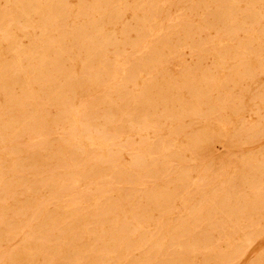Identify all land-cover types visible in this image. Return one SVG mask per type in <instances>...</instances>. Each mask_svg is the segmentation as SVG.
I'll return each instance as SVG.
<instances>
[{"label": "rangeland", "instance_id": "obj_1", "mask_svg": "<svg viewBox=\"0 0 264 264\" xmlns=\"http://www.w3.org/2000/svg\"><path fill=\"white\" fill-rule=\"evenodd\" d=\"M11 1L12 0H0V11H1V13H0L1 14L0 15V23H1L0 24V36H1L0 37V82H1V84H0V87H1L0 88V111H1L0 112V124H1L0 125V142H1V144H0V148H1L0 149V157H1L0 160L2 159V161H3V162L0 161V174H1L0 175V183H1V179H2L3 174H4L5 178L7 179V180L5 179L6 181L14 183V187L11 191L12 193L9 194L10 196L9 195L7 196L8 198L7 197L5 198V200H6L5 203L7 205H9L10 208L14 209L17 206L18 207H21V206L28 207L29 206L30 208L28 207L27 211L25 210V212L19 213L20 216L17 213V217L19 216L18 218L15 216L16 214H14V213H12L13 215L10 213L5 215V218L9 222L15 221L20 226L21 231L16 237H14L13 239H11L9 241L10 242L9 244L4 243L2 245V247L0 248L1 251L3 253L8 254L9 252H11V250L17 249L18 247H20L23 244V237L24 236H28L29 233H32V232H38L37 230L43 228L48 217L53 216L56 219L63 221L65 217L70 216L72 214V210H74V206H75V207L81 209V211H78V213H77V215H79V216H77V218H79L80 220L77 219L72 227L66 228V230L64 231L65 240H67V239L70 240L73 237V235L81 229H85V228H89V227L94 228V226L96 229V230L94 229V231L92 233H90L89 235H87L85 238L82 239L83 243L86 245L85 246L86 251H84L83 254H81V257L84 255V259L82 257V261H85V264L86 263L92 264L91 262L93 260V257L95 256L94 254H93L94 256L92 255V252L89 249H92L93 247L94 248L99 247L102 245V242L106 243L109 241L110 234H111V231L113 229L114 224L125 227L126 232L129 234H131V233L135 234L133 236H128L125 239L129 243L136 244V245L139 244L140 240H141L139 235L141 234L142 231H144L147 233L146 238L152 239L151 243H154V244L158 243L159 246H161V248H160L161 253L157 252V254H156L155 252H149V255L147 253V257H148L147 261L150 262L151 264H153V263L154 264H158V263L169 264V263H167V261H170V264H264V210H263L264 208L260 209V207L258 206L260 199L261 198L263 199V197H264V192H263L264 191V156H263L264 155V101H262V98L259 96V94L264 91V72L259 71V70L257 72L256 71L253 72L252 73L254 75L253 79H251L248 75H245V77L242 79V81L239 83L238 86H236V84L232 80H228L224 83L222 80L223 78H221L222 75H227L226 73L228 72V70L231 69L232 67H234L233 65L236 64V61L233 59L235 58V56L238 53L237 47L240 46L241 44L243 45V47H245L251 51L256 52V53H252L249 55L246 54V59H247L248 64L255 63L257 54L259 56L260 61L264 60V48H263L264 47V31H263L264 30V27H263L264 26V19L262 18L261 20H259L260 19L259 18L257 20L258 25L256 22L255 24H253V27H250L249 29L239 30V32L237 31L238 33H236V35L233 38H229L232 41L226 43L224 46H227V47L225 49L223 48L224 49L223 50L222 47H224V46H222V45L220 46V45H217L214 43L215 40L217 41V38L221 39L223 36H222V30L220 28H218L216 25H213L214 24L213 22H215L214 19L219 16L217 14L219 11V5L221 4L222 1L224 2L226 0H202V1L201 0H187V1L186 0H166V1H168V4H162V5L159 4V9L162 8V10H159L160 13L156 14L155 18L150 17V16H149L150 18L148 17L151 22L149 21L148 18L145 19V17L142 16L143 15L142 11L144 8H146L148 6L147 3L149 2V0H139V1L133 0V2H132V0H115V1L114 0H108V2L105 0H97V1L93 0V2H92V0H84V1L83 0H81V1L80 0L79 1L78 0H64V1H61V0H57V1L56 0H39V1L38 0H16L15 3H14V0L12 2ZM77 1L80 4L83 3V6H82V4H81V6H80V4L78 5ZM103 1H104V3L105 2H107V3L104 4ZM231 1H232V3H231ZM251 1H253V0H229L228 4L232 5L234 7V12H236V13H233V15H231L229 13L225 14V16L228 17L227 19H228V22L230 23V26H235L238 23V21H237L238 19H239V21H241L242 24H244V22H246V24L250 23L251 17H250L248 9L251 8V6L254 4V2L252 3ZM200 2H201V4H200ZM90 3L92 5V8H91V5L89 7ZM12 4L15 5V8ZM53 4H55V5H53ZM57 4L59 5L58 7H57ZM103 4L104 5L108 4V5L103 6ZM135 4L137 5V8H136ZM141 4H142V6H144L143 8H142ZM143 4H145V5H143ZM210 4H211V6H210ZM41 5H42L43 9H42ZM85 5H87V6H85ZM99 5H100V8L95 9L96 7H99ZM249 5H250V7H249ZM254 5L258 9L259 7L263 6L264 4L259 5V4L255 3ZM51 6H52V10H51L52 15H50V14L48 15V13L51 9ZM53 6L56 7V9L53 8ZM114 6H118V7H114ZM122 6L124 7V9ZM204 6L206 7V9ZM213 6H214V8H213ZM75 7H76V9H75ZM86 7H88L89 9ZM113 7L115 9H119V12H118V10L116 11ZM126 7H127V9H126ZM24 8H25V10H24ZM90 8L94 11L90 10ZM101 8H102V11H101ZM103 9H105V10H103ZM138 9L141 11V13L138 11ZM213 9H215V10H213ZM40 10H42V11H40ZM55 10H56V12H55ZM79 10L81 11V13L83 11H85V12H83L81 14ZM7 11H8V14H7ZM12 11H14V12H12ZM17 11H19V15H18ZM24 11H25V13H23ZM53 11H54V13H53ZM107 11H109V13ZM121 11H122V13L124 11L123 16L121 15ZM205 12L207 14L209 13L208 16H206ZM240 12H241V14H240ZM64 13H65V17H63ZM113 13H116V15L114 16ZM75 14H77V15H75ZM215 14L217 15V17ZM238 14H239V16H238ZM25 15H26V17H25ZM55 15H56V17H55ZM66 15H67V18H66ZM105 15H108V16H105ZM8 16H9V18H8ZM19 16H20V18H19ZM17 17H18V19H17ZM101 17H102V19H101ZM107 17H109V18H107ZM138 17L140 18V21H139V19H137ZM56 18H57V20H56ZM62 18L64 20H62ZM93 18H94V20H93ZM96 18H98V19H96ZM105 18H107V19H105ZM142 18L144 21L142 20ZM201 18H203V19H201ZM14 19H16L17 22H15ZM38 19H39V21H38ZM243 19H244V22H243ZM83 20H84V23H83ZM145 20H147L146 21L147 23L145 22ZM69 21H71V22H69ZM88 21H89L90 25H89ZM92 21L96 22V24L93 22V26L91 25ZM97 21H99V22L97 23ZM101 21L103 22V24H100V23H102ZM168 21H169V24H168ZM22 22H25V23L23 24ZM34 22H37V23H34ZM105 22H107V23H105ZM109 22H111V23H109ZM136 22H138V23H136ZM170 22L172 23L171 25H170ZM188 22L190 23L189 25H188ZM46 23H47V26H46ZM50 23H51V25H50ZM63 23H64V26H62ZM77 23H79V24H77ZM113 23L115 24L114 27H113V25H114ZM154 23H155V25H154ZM156 23H157V27H156ZM191 23L193 24L192 27H191ZM74 24H75V27H74ZM82 24H83V26H82ZM142 24H143V26H142ZM173 24L175 27L173 26ZM184 24L187 25L188 27H186ZM206 24L208 26H206ZM23 25H24V27H23ZM25 25H26V27H25ZM49 25H50V27H49ZM58 25L59 26L61 25V26L58 27ZM98 25L100 26L99 31H98ZM159 25H160V28H159ZM181 25L183 26V28ZM209 25H211V27H209ZM71 26H73V28ZM81 26H82L81 33L82 32H83L82 34H84V32L87 33V34H84L85 37L89 34V32H90V35H93V37L94 36L97 37V42H98L97 46H99L100 49L103 51V53L107 57H109V58H107L108 61L107 60H99L97 58H96V61L95 60L93 61L92 58H90V60L88 62H86L87 66L84 68V66H83V64H81V62H83L85 64V57L87 58V54H88L87 48L85 49V47L80 46V45L74 46L73 43L70 41L68 43L67 42L68 39L65 36V35H69L72 31H73L72 33L78 31ZM195 26L198 27V30ZM22 27H23V33H22V29H21ZM39 27L41 30H39ZM64 27H65V29H64ZM68 27L70 28V32H69ZM91 27H92V30H91ZM133 27L135 30L133 29ZM143 27H144L146 33L144 32ZM164 27L166 28L167 31L165 30ZM169 27L175 28V29L171 30ZM200 27H201V31H200ZM47 28H48V30H47ZM89 28H90V30H89ZM123 28H125L126 31L129 30V32L124 34ZM189 28H191V29H189ZM262 28H263V30H262ZM85 29H86V31H85ZM95 29H96V33L98 35L95 33ZM132 29H133V31H132ZM140 29H141V31H143V33H141ZM193 29L195 30V32ZM56 30H58L59 32L55 33ZM64 30H66V32ZM120 30H121V33H123V34L120 33ZM256 30L258 33L256 32ZM67 31H68V34H67ZM126 31H124V32H126ZM149 31H150V33H149ZM175 31H177V33H174ZM186 31H187V33H186ZM260 31H261V33H260ZM63 32L66 34L62 35ZM104 32L107 33L105 35H107L109 37L105 36ZM161 32L164 35V40H163V37L161 36L162 35ZM167 32L169 34H167ZM198 32H199V34H198ZM2 33H4V34H2ZM137 33H139V35ZM159 33L161 34L160 37H159ZM185 33L187 35H190L191 33L193 35L195 33L193 35V37L190 35L193 39L196 35L197 40H199V41L201 40L202 42L205 41L203 43H204L205 47L209 49V50H207L208 53L205 54V52H202L200 46H198L197 48L194 47V52H193V46H189V48H188V46L180 47V45L184 42V40L186 38ZM172 34H175V35H172ZM177 34H179L180 37ZM59 35H61V36H59ZM165 35H166V37H165ZM176 35H177V39H176ZM260 35H261V37H259ZM103 36L107 37L109 39V41L111 40L110 42H112V44L103 42V40H102ZM156 36L158 37V39ZM181 36H184L185 38L182 39ZM7 37H8V39H7ZM96 37H94V38L96 39ZM140 37H141V40H139ZM251 37H252V39H251ZM255 37H257L256 39H257V41H259V44L256 42H253V38L255 39ZM12 38H13V40H12ZM60 38H61V40H60ZM123 38H125V39L123 40ZM137 38H138L139 42L141 41V43H138V44L135 43ZM167 38H168V40H167ZM43 39H45V40H43ZM98 39H99V41H98ZM159 39H160V42H159ZM165 39L167 40V42H165ZM170 39H172V41H171L170 45H168L170 42ZM3 40L5 41V43L3 42ZM176 40H177V42H176ZM237 40H239V42H237ZM10 41H12V42H10ZM16 41L18 42V44H20L19 47H17V48L15 46V45H18ZM30 41H32L31 44H30ZM119 41H121V42L123 41L124 45L123 44L121 45V43L119 44ZM14 42H15V44H14ZM57 42L60 44V46L62 45V47H59ZM61 42H63V43H61ZM65 42H66V44H65ZM133 42L135 44H133ZM153 42H155V44ZM164 42L166 43L167 46L165 45V47L163 49ZM54 43H56V44H54ZM151 43L153 44V46L151 45ZM117 44H118V47H117ZM172 44H174V47H176V50H178V54H177V56L179 55L178 57L175 56L176 54H174L173 52L171 53V50L174 49ZM13 45L15 46V48L13 47ZM43 45H44V47H43ZM69 45H71L70 48L68 47ZM149 45H151V47H149ZM211 45H212V47H211ZM228 45H229V48H228ZM249 45H251V47ZM10 46H12V48ZM36 46H37V51H35ZM46 46H47V48H46ZM57 47H59L61 49H63V47H64V50L67 49V47H68V50H66L67 51L66 57H65V55L62 56L61 54L52 52V50L57 49ZM82 47H83V49H82ZM154 47H155V50H149L150 48L153 49ZM6 48H7V50H6ZM10 48L12 49V53H11ZM227 48H228V50H227ZM234 48H236V49H234ZM33 49H35V50H33ZM159 49L161 50V53L163 51L164 52L161 54L159 52L160 51ZM197 49H198V51L196 52ZM213 49H219V50L221 49L223 52H225V50H226V52H225L226 56L224 57L225 59L222 60L221 63H219L220 66L223 65L222 67H223V73L224 74L219 73L220 68L215 67V65L217 63L216 57L214 58V56L209 54V52L212 51ZM233 49H234V51H233ZM46 50H50V51H46ZM77 50L79 51V53ZM107 50H110V51H107ZM143 50H145V52H142ZM44 51H46V52H44ZM72 51L74 54L72 53ZM83 51H84V53H83ZM157 51H158L160 60H158ZM189 51H192L193 53L192 52L190 53ZM165 52H166V55H165ZM167 52L168 53L170 52L171 54L169 53V55L167 56ZM31 53H32V55H30ZM137 53H139L141 56ZM198 53H199V55H197ZM234 53H235V55H234ZM23 54H24V56H23ZM70 54H72V58H71ZM28 55H29V58H28ZM47 55H49V56H47ZM142 55H144V56L142 57ZM161 55H163V58ZM22 56H23V58H22ZM30 56H31V60H30ZM42 56H43V58H49L50 60L60 59L59 63H60V65L62 64L61 65L62 67L61 66L60 67L63 68L64 71H67L68 75L70 73L71 74L74 73L75 76L78 75V78H79V74H81L80 78H82V80H85V81H83L84 83L86 82V80L88 81V79H89L88 74L91 71H93L95 69L99 70L101 67H105V69L107 71L105 73H103L101 75V77L99 78L100 86H99V84L98 85H87L86 86L87 88L85 89L86 92H85V90H80V92H82V93L79 92L80 88H77V87L75 88L73 95H70V97L74 98L76 101L78 100L77 101L78 104L87 103L88 101H91L92 98H94V97H95V99H98V98L103 99V96L104 97H107L108 95L110 96L111 91L109 92V89L111 87L121 88L123 86L126 87L125 92L128 91V92H126V95L127 96L129 95L128 96L129 98H131V99H133V97L135 99L140 98L138 100L142 101L144 95L141 96L143 94V92L138 88L142 87L143 85H146L144 87H147V83L148 84L152 83L153 86L151 84L147 88V90H146L147 93H146L145 97H147V95H148L149 97H147V98L156 99V100H158L159 97H165V96L170 97L171 98L170 99L171 105H169L170 106L169 108L170 109L172 108L171 113L173 115H175L176 117H174V119H173V117H172V119L170 118L171 120L170 119L167 120V118H165V117H164V119H162L163 114L167 113V111L168 112H170V111L164 109L166 111V112H164L163 107L159 106V105H157V108H155L156 106L149 108L147 106V104H145L144 106H142V105L137 106L135 104L136 107H134V105H132L134 103L131 102L132 103L131 107L129 104L126 105V107L127 106L129 107L127 109L124 106V104L122 105L123 107L120 105V107L115 106V109L114 108L108 109L107 105H104L103 103H99L100 106L97 105L98 107L97 106L95 107V109L97 111L94 110L93 118L89 119V121H91L90 122L91 125L89 124L88 129L92 130L94 128L93 125L95 123V125H98V126H95V129H93V130H100V129L102 130V128H103L102 126H104V128H106L105 122H103V121H105V119L108 120V119H113V118L115 119L116 117L117 118L119 117V119H117V118L115 119V121H116L115 128H116V131L118 134L116 133L114 140L110 143V149L114 152V153L112 152L114 155H116V154L118 155L119 161L121 162L122 165H121V167L114 166L115 167L114 169L113 168L111 169V167H113V166H112V164L110 165L108 163L102 164L101 168L93 167V166H95L94 165L95 161L93 159L92 160L88 159L84 163L82 160H84V158H86V157H84V155L88 151V147L86 146L85 141L79 142L80 140H76L75 138L70 137L71 135H68L67 131H69L71 127L67 125V122L65 123V122L61 121V123H60V121H59L57 123V125H52V129H51L52 131L48 135V136H50L49 142L51 141V143L49 144V147L51 144H52L51 146L53 147V148H49V147L48 148L51 149L52 151L55 150V151L60 152L59 156L54 155V157H53V155H52L53 158L50 156L51 160H50V157H48V160H50V162L48 161L49 162L48 168H51L54 177L55 178L62 177L63 176L62 172H64L67 169V166L69 167L68 164L70 163V160L74 159V157H75L76 162L79 161V162H81L80 164L85 165L83 167L84 170L95 171L97 168L95 174H97V172H98V174L99 173L100 174L99 175L97 174V176L95 174H92V176H91V174H90L89 177L87 176L88 177V178H86L87 180H85V176H81V174L79 173L80 167L75 164L78 168H76L73 173H77V174L79 173V174L78 175L76 174L73 176L74 179H76L78 177L77 182L73 188H68L64 192L61 191L62 193H60L56 187H53L51 189L42 188L39 191H37L36 194H34L31 190V184L35 178V175L33 174V172L30 171L29 169H25L22 172L11 171L10 167L12 165V161L9 159V157L7 158V156H5V154L13 153V151H14L13 154L16 153L15 157L17 155L18 160L23 161L24 163L29 162L28 157L34 158V155L37 159H39L41 157V160L44 157L43 153L45 151H43V153H42V149L40 146H36V145L31 146L32 141L29 140L30 141L29 142L27 136H24L22 139L20 138L21 139L20 141H19V139L14 140L15 138L12 135L11 128L7 127V125L10 122L14 121V119H16V116H18L20 114L19 113L20 111L16 110L15 104H16V97L20 93L19 88L23 89V88L27 87V86H25V82H26L27 77L24 74V72H28V70H30V67L31 66L33 67L37 63V61H38L37 59L42 58ZM74 56H75V58H74ZM118 56L120 57L119 59L122 62L121 65H119L117 63ZM166 56H167L168 60H167ZM62 57L63 58L65 57V58L62 59ZM82 57H83V59H82ZM114 57H115V59H114ZM141 57H142V59H141ZM150 57H152L153 62H151V60L149 59ZM155 58H157V59H155ZM199 58H201V59H199ZM66 59L67 60L69 59V60L67 61ZM154 59L156 62H154ZM61 60H62V62H61ZM80 60H83V61H80ZM164 60H166V62ZM70 61H71V63H70ZM234 61H235V63H234ZM89 62H92V65ZM99 62H101V65ZM143 62L144 63L148 62V64H149L148 68L147 67L142 68L141 65L144 64ZM10 63H11V65H10ZM27 63H28V65H27ZM151 63H152V65H150ZM3 64H4L5 68H4ZM25 64H26V66H25ZM69 64L71 67L69 66ZM134 64H135L136 68H135ZM19 65L21 66L23 72L20 73L19 76H17L18 74H15L14 70H15V67H17ZM105 65H107V66H105ZM7 66H8V68H7ZM133 66H134V68H133ZM139 66H140V68H139ZM197 66H198V68H196ZM79 67H81L82 69H79ZM126 67H128V69H130V68L133 69L134 72L137 73V75H139V73L142 70H143L144 74L143 75L140 74L138 77L133 78L136 76V74H134V72H133L132 73L133 77L130 80L131 82L129 84L125 81V77H124L126 72H124L123 70H124V68L127 69ZM163 67L165 70L163 69ZM248 67H249V65H248ZM23 68H24V70H23ZM83 68H84V70H83ZM107 68H109V69H107ZM137 68L140 69L141 71L140 70L138 71ZM167 68H168V70H167ZM171 68H172V70L174 69V71H169V70H171ZM194 68H195V71L192 70ZM188 69L194 71L195 73L192 71L189 72ZM4 70H6V71H4ZM118 70H120V72ZM183 70H185V72ZM186 70H187V72H186ZM200 70L202 71V73L200 72ZM84 71H86V72H84ZM166 71L171 75L167 74ZM178 71H179V73H178ZM47 72L50 73V71H47ZM87 72H89V73H87ZM204 72H205V74H203ZM85 73H87V74H85ZM108 73H110V74H108ZM184 73H187V76ZM190 73L195 74V75L193 74V76H194L193 78H192V74H190ZM248 73H250L249 70L247 71V74ZM74 74H73V76H74ZM189 74H190V78H192L190 82L195 83L194 79L196 81V84L194 86L189 85V87L192 89H190L188 87V83H187V79L189 78L188 77ZM201 74H203V75H201ZM4 75H6V76H4ZM14 75H15V77H14ZM146 75H148V76H146ZM172 75H173V79L171 77ZM175 75H176V80H174ZM122 76L124 79H122ZM163 76L167 80V82L163 81V80H165L163 78ZM169 76H170V78H169ZM199 76H200V80L197 79V77H199ZM202 76L204 77V80H205L204 82H203V79L201 81ZM184 77H185L186 81H183ZM177 78H178L179 85H177L178 84ZM5 79L7 82L5 81ZM151 79H153V81ZM18 80L19 81L21 80V81L19 82ZM104 80L107 82L104 83ZM173 80H174V83L176 82V84H175L176 86L174 85ZM3 81H4V83H3ZM58 81L61 82V80H58ZM111 81H112V83H111ZM133 81H134V83H133ZM212 81H213L214 85L212 84ZM60 82H58L57 84L59 85ZM102 82H103V84H101ZM228 82H229V84H228ZM123 83H124V85H123ZM160 83L162 84V86ZM165 83L166 84L169 83L168 87H166L167 85H165ZM205 83H206V85H205ZM226 83H227V86L224 87L225 86L224 84H226ZM105 84H107V85H105ZM119 84H122V86ZM185 84H186V86H185ZM221 84H222V86H219ZM154 85H156V86H154ZM158 85H159V87H158ZM204 85L206 86V89L208 91L207 100H205V99L203 100L199 96L193 95V93L195 92V89H197L198 87L202 89L205 87ZM96 86H98V87H96ZM209 86H211V88H209ZM253 86H254V88H253ZM30 87H33V90L35 91V93L37 95H40V91H39V89L37 90L38 87L36 84H33V85L31 84ZM94 87H95V90H93ZM125 87H123V88H125ZM160 87H161V89H160ZM166 88H168V90ZM199 88L197 89V91H199ZM101 89H102V91H101ZM171 89H172V91H171ZM177 89L179 92L177 91ZM156 90L159 93L161 90L163 91V93L161 92V95H159V93H158L159 97H157V98H156V96H157ZM164 90H166V91L164 92ZM191 90H193V91H191ZM149 91H151V95H150ZM153 91L155 93H153ZM105 92H108V95ZM166 92L168 93V95ZM171 92H172V95H171ZM190 92H192V94ZM209 92H210V95H209ZM3 93H4V95H3ZM6 93H7V95H6ZM8 93H9V95H8ZM10 93H12V95H10ZM15 93H16V95H15ZM138 93H139V95H138ZM187 93H190V95H188ZM224 93H225V95H224ZM228 93H230V96H228ZM254 93H255V95H254ZM83 95H84V98H83ZM100 95H101V97H99ZM130 95H131V97H130ZM177 95L179 96V102H178V99H176ZM2 96H3V98H2ZM14 96H15V98L13 99ZM196 97H198V99ZM222 97L224 100L222 99ZM111 98H115V94H112ZM229 98H230V100H229ZM232 98L234 101L233 100L231 101ZM8 99H9V102H8ZM95 99H93V100H95ZM201 99H202V101H200ZM226 99L228 100L227 102H226ZM10 100H12L13 104L10 102ZM195 100H197V101H195ZM205 101L207 103H204ZM194 102H196V103H194ZM231 102H232V104H231ZM198 103L199 104L203 103L204 106L200 104L201 107H199ZM6 104H8V106H6ZM213 104H215V106ZM179 105H180V107H179ZM211 105L214 106V108L211 109L210 108ZM228 105H229V107H228ZM141 106H142V108H140ZM187 106L194 108V109L192 108V112L190 111V113H189V109ZM194 106L197 107V109H195ZM208 106L211 109L210 112L207 111L209 109ZM10 107H11V109H9ZM137 107H139V108H137ZM175 107H176V109H175ZM136 108L138 109V111L136 110ZM153 108L155 111L153 110V112H151ZM173 108H174V110H173ZM198 108H200V109H198ZM217 108H218V112L216 111ZM4 109H5V111H4ZM6 109H7V111H6ZM41 109L42 108L36 110V113L37 114H43V112H44L45 114L51 115V116L54 112H55L54 115H58V113H59V111L54 107L52 109H51V107L43 108L42 110ZM107 109H108V112H107ZM140 109L141 110L144 109V110H142V113L138 114L139 111L141 112ZM146 109L149 110L148 113H147ZM180 109H182V110L186 109V111L185 110L182 111ZM46 110H49V113ZM177 110H180L179 111L180 113H178ZM195 110H196V112H195ZM27 111L31 112L32 110L30 108H27ZM38 111L40 113H38ZM56 111H58V112H56ZM120 111H121V115L119 114ZM135 111H137V112H135ZM144 111H146V112H144ZM175 111H176V113H175ZM234 111H236V112H234ZM10 112H11V114H10ZM17 112L19 113L18 115H17ZM132 112H133V114L135 112L134 118H133ZM149 112H151L154 115L153 116L150 115ZM206 112L208 113V116H207ZM112 113H113V116L114 115H117V116L112 118ZM129 113L132 115L131 116L132 118L129 117V119L133 120V122L130 120V123H129V120H127L128 119L127 115L130 116ZM146 113H147V115H146ZM160 113L162 114V117H160L161 116ZM194 113H195V115H194ZM136 114H138L139 117ZM140 114L147 116L148 120L151 117L150 121H153L154 125H151L150 128H149V126H147V127H144L142 129L141 124H142L143 119H145V118H142V116L140 117ZM156 114L158 115L159 120L156 118ZM159 114H160V116H159ZM188 114H190V115H188ZM212 114H214V115H212ZM98 115H99L98 119H95V117ZM108 115H109V118H107ZM184 115H186V116H184ZM217 115H219L218 119L216 118ZM101 117H102V119H101ZM122 117H123V121L125 120L124 124H120V123H122ZM178 117H180V119ZM135 118H137L136 119L137 121L135 120ZM140 118L142 119V121ZM223 118H224V120H223ZM157 120H158V122H157ZM225 120H226V122H225ZM101 121H102V123H100ZM139 121L141 122V124ZM219 122L221 124L225 123V128L223 130L220 128ZM179 124H181V125L179 126ZM62 125H63V127H62ZM123 125H124V128H123ZM127 125H129V127H127ZM139 125H140V127H139ZM152 126H155V127H153L155 129V133H154V129L152 128ZM245 126L247 127V129H245ZM158 127H160V128H158ZM137 128L138 129L141 128V130L139 131ZM179 128H181V130ZM4 129H5V131H4ZM53 129H55V130H53ZM59 129L60 130L62 129V131H60ZM122 129L124 130L125 133L123 132ZM175 129H176V132L178 131V133L175 132ZM167 130L169 132H173V133L169 134ZM170 130H172V131H170ZM221 130H222V132H221ZM260 130H261V132H260ZM158 131H159V133H158ZM179 131H180V133H179ZM239 131H241L240 132L241 134H238ZM203 132L204 133L206 132L207 134L205 133V135H204ZM220 132H221V134H223L224 137L221 136ZM62 133L64 135H61ZM121 133H122V135H121ZM65 134H66V136H65ZM119 135L121 136L120 139L118 138ZM171 135H172V137H171ZM212 135H213V137H212L213 142L210 139ZM214 135L216 136L217 139H214L215 138ZM68 136H69V138H67ZM204 136L207 137V138L205 137L207 141L205 140ZM219 136H221V137H219ZM232 136L234 138H232L230 140V137H232ZM256 136L258 138H256ZM54 137H55V139H54ZM2 138L5 139L4 142L2 141ZM26 138H27V141H26ZM52 139H53V143H52ZM56 139L59 140V142L58 141L56 142ZM155 139H158V140L155 141ZM219 139H220V141H219ZM144 140L146 141V143ZM166 140H167V142H166ZM186 140L188 142H186ZM12 141H13V143H12ZM64 141H66V142H64ZM129 141H130V143L127 144ZM154 141H155V143H154ZM157 141H159V142H157ZM189 141H191V144ZM193 141H194V144H193ZM205 141L207 143H205ZM227 141H228L229 145L227 144ZM17 142H19V144L20 143L21 144L19 145V144H17ZM165 142H166V144H165ZM203 142L205 144H202ZM218 142H220L221 145ZM26 143H28L30 145H28V147H27L25 145ZM56 143H57V145H56ZM64 143H66V144L64 145ZM170 143H172V144H170ZM208 143H209V145L210 144L213 145L214 149H213L212 153H210V154L206 153V155H205V153H202V151H200L199 149H201L202 146L208 145ZM12 144H13V146H18V148L13 147ZM168 144H170V145H168ZM215 144H216V146H218L217 148H216ZM223 144H224V146H223ZM225 144H227V145H225ZM131 145H132V148H131ZM140 145H142V146L140 147ZM153 145L154 146L157 145L156 148L158 150H155ZM161 145H163V146L161 147ZM184 145H185V147H182ZM198 145L200 147L199 149H198ZM10 146H12L13 148ZM30 146H31L32 150H30L31 148L28 149ZM65 146L67 149L73 148L75 146L78 148L80 147V150L82 148L83 152L80 153L81 155L79 156V158L77 156H74V157L70 156L69 157L68 156L69 150H67L65 148ZM193 146H195V147H193ZM5 147H7V148H5ZM25 147H27L28 151L31 154L28 151L26 152L27 149H25ZM38 147H39V149H38ZM152 147H153V149H152ZM166 147H168V148H166ZM181 147H182V149H181ZM54 148H56V149H54ZM120 148H121V150H120ZM6 149L8 151H6ZM175 149H177V150H175ZM154 150L156 152H154ZM116 151H118V152L116 153ZM179 151H180V153H179ZM2 152H3V154H1ZM262 152H263V155H262ZM154 153H155V155H154ZM27 154H28V156H27ZM29 154H30V156H29ZM19 155H21V157ZM36 155L40 156V157H37ZM138 155H139V157H137ZM175 155L178 157H176ZM60 156L61 157L64 156V157L60 158ZM58 157H59V161L57 159ZM67 157H69V160H67L68 159ZM154 157H155V162H154ZM20 158H21V160H20ZM60 159L64 163H66V164H64L65 165L64 167H66V168H64L65 170L62 167L63 162ZM136 159H138V160L140 159L139 165H134L135 164L134 161H136ZM143 159H144V161H143ZM151 159H153V161ZM253 159H255V160H253ZM130 161H131V164H130ZM141 161H142V163H141ZM148 161H149V164H148ZM10 162H11V164H10ZM60 162L62 164H60ZM158 162H159V164L157 165ZM160 162L162 163V166H161ZM249 162H251V164ZM5 163H7V164H5ZM55 164H60V165L58 166ZM105 164H107V165H105ZM129 164H130V167H128ZM146 164H147V166H145ZM149 165L151 167H149ZM239 165H240L241 171L240 170L237 171ZM56 166L60 167V169H58V167L56 168ZM133 166H135V167H133ZM137 166H140V168H138L139 170L137 169ZM248 166L250 168H248ZM1 168L5 169V173L1 172ZM92 168H94V170ZM8 169H9V171H8ZM100 169H102V170H100ZM150 169H152V171ZM154 169L156 170V172L154 171ZM159 169H162V171ZM257 169H258V173H257ZM76 170H77V172H76ZM123 170L127 171V172L123 173ZM158 170H159V174H158ZM6 171L10 172V173H6ZM130 171H132V172L130 173ZM160 171H161V173H160ZM255 171H256V173H255ZM116 172H117L116 175L112 174V173H116ZM246 172H247V175H246ZM249 172H251V174ZM128 173H129V175H128ZM134 173L136 174V176ZM143 173L145 174V176ZM238 173H242V174L240 175ZM149 174H151V175H149ZM153 174H154V177H153ZM252 174H253V176H252ZM20 175H21V178H20ZM112 175L115 178H113ZM125 175H127V176L125 177ZM132 175H134V176H132ZM141 175L144 176V179H142L143 177H141ZM165 175H167V176H165ZM4 176H3V178H4ZM164 176H165V178H164ZM117 177H118V179H117ZM120 177H121L122 181L120 180ZM150 177H151V181H150ZM183 177H185V178H183ZM129 178H130V180H128ZM157 178H159V179H157ZM173 178L174 179L176 178V179L174 180ZM230 178L233 179L232 183H231ZM255 178H256V184L254 185L253 183L255 181ZM91 179H93V180H91ZM133 179H135V180H133ZM167 179L170 181V183H168L169 181ZM181 179H182V181H181ZM116 180H117V182H116ZM146 180L148 182H146ZM112 181H113V183H112ZM128 181H131L133 184L129 183ZM144 181L146 184L143 183ZM178 181L180 183H178ZM239 181H240V183H239ZM104 182H105V185H104ZM139 182H141V183H139ZM229 182H230V185L233 184L232 185L233 188H235V190H237L236 191L237 197L232 196V195L229 196L227 194ZM21 183H22L23 187L21 186ZM114 183L117 185H115ZM258 184L259 185L261 184L260 186L262 188L259 189L260 192H257V191L255 192V190L260 188ZM225 185H226V187H225ZM175 186H177V187H175ZM25 187H26V189H25ZM27 187L29 189V192H28ZM127 187H129L128 190L125 189ZM173 187H175L176 190H175V188L173 189ZM182 187H183L184 193L182 191ZM251 187L253 189H251ZM19 188H22V189H19ZM130 188H132V189H130ZM15 189H16V191H15ZM47 189H48V191H47ZM69 189H71V191L68 193ZM109 189H110V191H109ZM49 190H51V191H49ZM102 190H105V191H102ZM125 190H126V193H125ZM162 190L165 191V193H162L163 192ZM179 190H181V192H179ZM217 190H218V192H217ZM107 191H109V192H107ZM144 191L147 193H144ZM220 191L227 194L228 197L225 196L226 200H223V198L221 196L223 193H221ZM104 192L107 193V195L109 196V199L108 200H107V198L104 199V197H101L100 200L97 199L100 196V194H102ZM215 192H216V194H215ZM249 192H250V194H249ZM57 193L59 195H57ZM82 193H86V194H83V196H81ZM87 193L92 198L90 196H88L87 197L88 199L85 198L83 202H81L80 204H77V199H79L80 196L82 198L87 196ZM260 193L262 194L261 198L258 197L260 195ZM144 194L146 197L144 196ZM155 194L156 195L157 194L158 195L159 194H161V195H163V194L173 195L174 194L175 197L177 195L176 199L175 200L173 199L174 201L169 200L170 203L172 201V203H175V204H170L168 202L165 203V204H168V206H169L170 210H168V211L171 212L170 214H166L167 211L165 212V208H163L162 205L160 206L159 204H156V206H155V203L150 202L149 197L153 196ZM180 194H181V196H179ZM218 194H220V197ZM238 196H239V199H238ZM23 197H24V199H23ZM72 197L74 198V201H75V197H76V201H75V203H73V205L70 201V200L73 201ZM230 197L232 199H230ZM145 198L146 199L148 198L147 201L145 200ZM218 198H220V200ZM249 198H250V201H249ZM111 199H113V200L111 201ZM201 199H202V201L204 199L203 203H202ZM208 199H209V201H208ZM214 200H217V201L214 202ZM229 200H230V202H229ZM114 201H116V202H114ZM144 201H145V203H144ZM199 201L201 203L198 204ZM237 201H238V204H237ZM247 201L250 204L247 203ZM39 202L42 203V206H41V203L39 205ZM231 202H232V204H231ZM235 202H236V204H235ZM98 203H100V205ZM118 203H119V205H118ZM121 203H122V205H121ZM206 203L209 205V208H208ZM133 204L135 205V207L133 206ZM197 204H198V206H197ZM38 205H39V207H38ZM87 205L89 207H87ZM104 205H107V206H105L107 208H105ZM170 205L172 206L173 209L170 207ZM255 205H256V207H255ZM117 206H118V210H116ZM151 206H152V208H151ZM111 207H114V208L111 209ZM204 207L206 208V211H205ZM241 207H242V209H241ZM83 208L85 209V211ZM122 208H123V211H122ZM134 208H135V210H134ZM192 208H193V210H192ZM232 208H233V210H232ZM254 208H255V210H254ZM131 209H132V211H131ZM207 209H209V210H207ZM38 210H39V213H38ZM105 210H107V211L109 210L108 212H106V213H108V215L103 216L102 213H104ZM88 211L89 212L95 211L96 215H94L93 217H89V216L87 217ZM190 211L196 212L195 215L200 216V218L194 219L195 215L193 216L192 214H190ZM197 211H198V213H197ZM32 212L37 219L34 216H31ZM99 212L102 214V216L99 215L100 214ZM110 212H112V213H110ZM199 212H201L202 214ZM206 212L208 215H206ZM233 212H234V215L232 214ZM162 213H163V216H162ZM75 214H76V212H75ZM62 215H63V217H62ZM135 215H137V216H135ZM190 215L192 217H190ZM247 215L251 216V219L249 218V216L245 217ZM160 216H162V218H160ZM197 216H195V217H197ZM213 216L216 218L214 219ZM235 216L238 217V220L240 218V220L236 221ZM134 217L138 220H136ZM189 217H190V219H189ZM207 217H208V219H207ZM159 218H160V220H159ZM242 218H245V219L243 220ZM94 219L97 222H95ZM182 219H183V221H182ZM248 219H250V220L248 221ZM114 220H115V222H114ZM186 220H188V222ZM199 220H201L200 223L198 222ZM91 221H94V222H91ZM109 221H111V222H109ZM179 221H180V223H182V228L184 227V224L185 225L187 224L186 227L183 228V229H185L187 234L184 232L185 235H177L176 236V235H173V230H174L173 228L177 222L179 223ZM196 221H197V223H196ZM213 221H214V223H213ZM23 222H24V224H23ZM90 222H91V224L89 225ZM126 222H127V224H126ZM163 222H164V224H163ZM142 223H144V224H142ZM189 223H191V224H189ZM206 223H208V225ZM249 223H250V225H249ZM129 224H132V225H129ZM88 225H89V227H88ZM108 225H110V226H108ZM254 225H255V227H254ZM216 226H218L220 229ZM110 227H112V228L110 229ZM138 227H139V229H138ZM190 227L192 228V230L190 229ZM195 227H197V228L195 229V232H194ZM235 227L237 230L235 229ZM132 228H134V229H132ZM169 228H170V230H169ZM104 229L108 230V232L105 231ZM216 229L218 230V232H216L217 231ZM134 230H135V232L133 233ZM200 230H204V231H200ZM219 230L221 231V233L219 232ZM99 231H100L101 236L99 234ZM235 231H236V233H235ZM156 232H157V234H156ZM161 232H163V233L161 234ZM170 232H171V234H170ZM188 233L190 235L193 234V236L192 235L190 236ZM222 234H223V236H222ZM103 235H104L105 239L103 238ZM168 235H170V237H167ZM199 235H200V237H199ZM180 236H182L184 239L180 238ZM169 238H171V239H169ZM177 239H178V242L176 241ZM84 240H85V242H84ZM97 240H98V242H97ZM191 240H192V243H191ZM146 241H147V239L143 240V243H146ZM166 241H168V242H166ZM170 241L175 242V244L174 243L171 244V248L169 247ZM186 241H187V243H185ZM183 242L185 245L183 244ZM168 243H169L168 247L171 249V252H170V249L167 247ZM181 243H182V245H181ZM188 243H190V244H188ZM173 245H175V246H173ZM186 245L189 247H187ZM190 245L192 246V248ZM176 246H178V247H176ZM87 247H88V249H87ZM165 248H168V249H165ZM196 248H198L200 251L199 250L196 251ZM173 249H175L176 251ZM187 249L190 251H188ZM156 250H158V249H156ZM156 250H153V251H156ZM172 251H174V252H172ZM179 251H181V252L178 253ZM67 252H68V254H67ZM140 252L141 251L136 250V249H134L133 251H132V249H127L126 243H122V245L120 247L116 248V250L112 256H113V258H115V262H116L115 264H123V263L125 264V262L135 263L139 259H141L142 253H140ZM182 252H185L183 254V256L181 254ZM71 253L73 254L72 251H66V250L64 251L63 250L59 255H62L65 257H68V256L70 257V256H72ZM127 253H128V256H127ZM165 253H167V254H165ZM144 254H146V253H144ZM155 254H156V256H155L156 258L153 257ZM178 254H180V255L178 256ZM66 255H68V256H66ZM99 255H100V253L98 254V256ZM174 255H176V256H174ZM104 256L105 255L102 254L100 256L101 259H104L105 258ZM158 256L159 257L161 256V257L159 258ZM42 257H43V255L35 256L33 258L28 259L27 261L29 264H36V263L37 264H43ZM86 257L89 259V263H88V260ZM170 257H171V259H170ZM182 258H184V259H182ZM117 259H118V261H116ZM119 259H121V260L119 261ZM122 259H124V260H122ZM168 259H170V260H168ZM0 264H6V262L4 260H1ZM69 264H71V263H69Z\"/></svg>", "mask_w": 264, "mask_h": 264}, {"label": "bare ground", "instance_id": "obj_2", "mask_svg": "<svg viewBox=\"0 0 264 264\" xmlns=\"http://www.w3.org/2000/svg\"><path fill=\"white\" fill-rule=\"evenodd\" d=\"M13 1V0H12ZM11 1V2H12ZM15 1L16 0H14V3H15ZM39 1V0H38ZM57 1V0H56ZM61 1H64V0H61ZM79 1V0H78ZM77 1V4L79 5L80 3ZM81 1V0H80ZM84 1V0H83ZM97 1V0H96ZM105 1H107L108 2V0H105ZM115 1V0H114ZM139 1V0H138ZM187 1V0H186ZM185 1V2H186ZM202 1V0H201ZM227 1V2H226ZM226 1H222L221 2V4L219 5V11H218V17H217V15H216V17L217 18H215L214 19V21L215 22H213L214 24L213 25H216L218 28H220L221 30H222V38L221 39H218L217 38V41L215 40L214 41V43L215 44H217V45H222V46H224L226 43H228V42H231L232 40H230L229 38H233L235 35H236V33H238L239 32V30H244V29H249L250 27H253V24H255L256 22H257V20L259 19V20H261L262 18L264 19V5L263 6H261V7H259L258 9H257V7L254 5L255 3L256 4H264V0H253V1H251L252 3L254 2V4L251 6V8H249L248 10H249V14H250V17H251V20H250V23L249 24H246V22H244V19H243V22H244V24H242L241 23V21H239V19L237 20L238 21V23L235 25V26H230V23L228 22V17H226L225 16V14L226 13H229V14H231V15H233V13H236V12H234V7L232 6V5H230V4H228L229 3V0H226ZM50 2V1H49ZM92 2H93V0H92ZM91 2V3H92ZM102 2V1H101ZM107 2H105V3H107ZM124 2V1H123ZM132 2H133V0H132ZM8 3V2H7ZM6 3V4H7ZM27 3V2H26ZM43 3V2H42ZM51 3V2H50ZM57 3V2H56ZM85 3V2H84ZM91 3L89 4V7H90V5H91ZM97 3V2H96ZM103 3H104V1H103ZM104 3V4H105ZM137 3V2H136ZM231 3H232V1H231ZM244 3V2H243ZM46 4V3H45ZM82 4V6H83V3H81ZM81 4H80V6H81ZM102 4V3H101ZM103 4V6H107V5H104ZM134 4V3H133ZM138 4V3H137ZM148 4V6L146 7V8H144L143 9V15L142 16H144L145 17V19H147L149 16L150 17H153V18H155L156 17V14H159L160 12H159V10H162V8L161 9H159V4H168V1H166V0H149V2L147 3ZM198 4V3H197ZM200 4H201V2H200ZM204 4V3H203ZM209 4V3H208ZM13 5V4H12ZM50 5V4H49ZM53 5H55V4H53ZM118 5V4H117ZM143 5H145V4H143ZM160 5V6H161ZM230 5V6H229ZM14 6V8H15V5H13ZM20 6V5H19ZM59 5L57 4V7H58ZM85 6H87V5H85ZM128 6V5H127ZM135 6H136V8H137V5L135 4ZM141 6H142V4H141ZM210 6H211V4H210ZM238 6V5H237ZM258 6V5H257ZM21 7V6H20ZM41 7H42V5H41ZM65 7V6H64ZM79 7V6H78ZM114 7H118V6H114ZM113 7V8H114ZM123 7V6H122ZM134 7V6H133ZM144 6H142V8H143ZM205 7V6H204ZM229 7V8H228ZM249 7H250V5H249ZM45 8V7H44ZM53 8H55L56 9V7H54L53 6ZM85 8V7H84ZM86 8H88V7H86ZM91 8H92V5H91ZM90 8V10H92ZM100 8V5H99V7H96L95 9H99ZM135 8V7H134ZM141 8V9H142ZM197 8V7H196ZM208 8V7H207ZM213 8H214V6H213ZM42 9H43V7H42ZM68 9V8H67ZM75 9H76V7H75ZM89 9V8H88ZM115 9V8H114ZM113 9V10H114ZM123 9H124V7H123ZM126 9H127V7H126ZM131 9V8H130ZM194 9V8H193ZM198 9V8H197ZM205 9H206V7H205ZM13 10V9H12ZM15 10V9H14ZM17 10V9H16ZM24 10H25V8H24ZM52 6H51V9H50V11H49V13H48V15L50 14V15H52ZM103 10H105V9H103ZM116 11L118 10V12H119V9H115ZM213 10H215V9H213ZM258 10V11H257ZM40 11H42V10H40ZM80 11V10H79ZM92 11H94V10H92ZM101 11H102V8H101ZM125 11V10H124ZM124 11H123V13H124ZM132 11V10H131ZM138 11L141 13V11L138 9ZM236 11V10H235ZM239 11V10H238ZM12 12H14V11H12ZM55 12H56V10H55ZM60 12V11H59ZM58 12V13H59ZM67 12V11H66ZM83 12H85V11H83ZM82 12V13H83ZM108 13H109V11H107ZM127 12V11H126ZM210 12V11H209ZM251 12V13H250ZM0 13H1V11H0ZM6 13V12H5ZM17 13H18V15H19V11H17ZM23 13H25V11L23 12ZM22 13V14H23ZM53 13H54V11H53ZM80 13H81V11H80ZM79 13V14H80ZM81 13V14H82ZM117 13V12H116ZM116 13H113L114 14V16L116 15ZM123 13H122V11H121V15L123 16ZM135 13V12H134ZM7 14H8V11H7ZM33 14V13H32ZM44 14V13H43ZM112 14V15H113ZM118 14V13H117ZM198 14V13H197ZM205 14H206V16H208V14L205 12ZM240 14H241V12H240ZM1 15V14H0ZM6 15V14H5ZM17 15V16H18ZM75 15H77V14H75ZM84 15V14H83ZM109 15V14H108ZM108 15H105V16H108ZM135 15V14H134ZM246 15V14H245ZM81 16V15H80ZM86 16V15H85ZM119 16V15H118ZM133 16V15H132ZM131 16V17H132ZM205 16V17H206ZM214 16V15H213ZM238 16H239V14H238ZM249 16V15H248ZM22 17V16H21ZM24 17V16H23ZM25 17H26V15H25ZM40 17V16H39ZM55 17H56V15H55ZM61 17V16H60ZM63 17H65V13L63 14ZM78 17V16H77ZM88 17V16H87ZM98 17V16H97ZM121 17V16H120ZM136 17V16H135ZM149 17V18H150ZM204 17V16H203ZM231 17V16H230ZM234 17V16H233ZM245 17V16H244ZM8 18H9V16H8ZM15 18V17H14ZM19 18H20V16H19ZM42 18V17H41ZM66 18H67V15H66ZM99 18V17H98ZM98 18H96V19H98ZM107 18H109V17H107ZM107 18H105V19H107ZM114 18V17H113ZM116 18V17H115ZM134 18V17H133ZM132 18V19H133ZM148 18V19H149ZM11 19V18H10ZM17 19H18V17H17ZM59 19V18H58ZM91 19V18H90ZM89 19V20H90ZM101 19H102V17H101ZM136 19V18H135ZM137 19H139V21H140V18L138 17ZM136 19V20H137ZM152 19V18H151ZM201 19H203V18H201ZM248 19V18H247ZM43 20V19H42ZM46 20V19H45ZM54 20V19H53ZM56 20H57V18H56ZM62 20H64L63 18H62ZM76 20V19H75ZM88 20V19H87ZM93 20H94V18H93ZM100 20V19H99ZM117 20V19H116ZM142 20H143V18H142ZM206 20V19H205ZM235 20V19H234ZM9 21V20H8ZM7 21V22H8ZM14 21L15 22H17L16 21V19H14ZM38 21H39V19H38ZM82 21V20H81ZM135 21V20H134ZM144 21V20H143ZM147 20H145V22H146ZM149 21H150V19H149ZM236 21V20H235ZM55 22V21H54ZM69 22H71V21H69ZM87 22V21H86ZM93 22L94 21H92V26H93ZM99 21H97V23H98ZM102 22V21H101ZM142 22V21H141ZM151 22V21H150ZM206 22V21H205ZM23 24L25 23V22H22ZM34 23H37V22H34ZM83 23H84V20H83ZM88 23H89V21H88ZM95 24H96V22H94ZM105 23H107V22H105ZM109 23H111V22H109ZM116 23V22H115ZM136 23H138V22H136ZM147 23V22H146ZM149 23V22H148ZM160 23V22H159ZM182 23V22H181ZM260 23V22H259ZM1 24V23H0ZM55 24V23H54ZM77 24H79V23H77ZM86 24V23H85ZM100 24H103V22L102 23H100ZM99 24V25H100ZM114 24V23H113ZM153 24V23H152ZM168 24H169V21H168ZM172 23L170 22V25H171ZM176 24V23H175ZM179 24V23H178ZM190 23L188 22V25H189ZM12 25V24H11ZM10 25V26H11ZM50 25H51V23H50ZM50 25H49V27H50ZM71 25V24H70ZM89 25H90V23H89ZM98 25V31H99V26ZM137 25V24H136ZM135 25V26H136ZM154 25H155V23H154ZM167 25V24H166ZM185 25V24H184ZM192 23H191V27H192ZM257 25H258V22H257ZM17 26V25H16ZM36 26V25H35ZM46 26H47V23H46ZM61 26V25H60ZM59 25H58V27H60ZM62 26H64V23L62 24ZM80 26V25H79ZM82 26H83V24H82ZM82 26L80 27V31L78 30V31H76V32H74V33H70L69 35H65L66 33H64L63 32V34L62 35H65L66 36V38L68 39V43H69V41L70 42H72L73 43V45L74 46H78V45H80V46H83V47H85V49L87 48V58L85 57V64L83 63V62H81V64H83V66H84V68L87 66V63L86 62H88L89 60H90V58H92V60L94 61H96V58L97 59H99V60H107L108 61V59L107 58H109V57H107L104 53H103V51L100 49V47L99 46H97V44H98V42H97V37L96 36H94V37H96V39L93 37V35H90V32H89V34L85 37L84 36V34H87V33H85L84 32V34H82L81 33V31H82ZM85 26V25H84ZM87 26V25H86ZM115 26V24L113 25V27ZM142 26H143V24H142ZM148 26V25H147ZM173 26H174V24H173ZM178 26V25H177ZM182 26V25H181ZM186 27H188L187 25H185ZM200 26V25H199ZM206 26H208L207 24H206ZM9 27V26H8ZM15 27V26H14ZM13 27V28H14ZM23 27H24V25H23ZM23 27L21 28L22 29V33H23ZM25 27H26V25H25ZM48 27V28H49ZM72 28H73V26H71ZM74 27H75V24H74ZM77 27V26H76ZM153 27V26H152ZM156 27H157V23H156ZM175 27V26H174ZM190 27V26H189ZM196 27V26H195ZM209 27H211V25H209ZM264 27V26H263ZM16 28V27H15ZM42 28V27H41ZM48 28H47V30H48ZM54 28V27H53ZM52 28V29H53ZM69 28V27H68ZM126 28V27H125ZM125 28H123L124 29V31H126L125 30ZM138 28V27H137ZM159 28H160V25H159ZM165 28V27H164ZM168 28V27H167ZM170 28V27H169ZM182 28H183V26H182ZM197 28V30H198V27H196ZM215 28V27H214ZM213 28V29H214ZM36 29V28H35ZM61 29V28H60ZM64 29H65V27H64ZM78 29V28H77ZM133 29H134V27H133ZM133 29H132V31H133ZM143 29H144V27H143ZM153 29V28H152ZM155 29V28H154ZM171 30H173V29H175V28H170ZM189 29H191V28H189ZM261 29V28H260ZM259 29V30H260ZM8 30V29H7ZM17 30V29H16ZM19 30V29H18ZM39 30H41L40 29V27H39ZM59 30V29H58ZM58 30H56V32L55 33H58L59 31ZM89 30H90V28H89ZM88 30V31H89ZM91 30H92V27H91ZM122 30V29H121ZM121 30H120V33H121ZM135 30V29H134ZM164 30V29H163ZM165 30H166V28H165ZM184 30V29H183ZM194 30V29H193ZM254 30V29H253ZM262 30H263V28H262ZM12 31V30H11ZM65 32H66V30H64ZM85 31H86V29H85ZM112 31V30H111ZM123 31V33L125 34V33H127V32H129V30L128 31H126V32H124ZM140 31H141V29H140ZM139 31V32H140ZM167 31V30H166ZM169 31V30H168ZM190 31V30H189ZM188 31V32H189ZM200 31H201V27H200ZM238 31V32H237ZM250 31V30H249ZM264 31V30H263ZM6 32V31H5ZM4 32V33H5ZM10 32V31H9ZM62 32V31H61ZM69 32H70V28H69ZM108 32V31H107ZM114 32V31H113ZM144 32L146 33V31H145V29H144ZM164 32V31H163ZM183 32V31H182ZM194 32H195V30H194ZM218 32V31H217ZM245 32V31H244ZM256 32H257V30H256ZM4 33H2V34H4ZM8 33V32H7ZM12 33V32H11ZM41 33V32H40ZM94 33V32H93ZM95 33H96V29H95ZM119 33V34H120ZM123 33H121V34H123ZM141 33H143V31H141ZM144 33V34H145ZM149 33H150V31H149ZM173 33V32H172ZM174 33H177V31H175ZM186 33H187V31H186ZM185 33V35H186V38L184 37V36H181L182 37V39L183 38H185V40H184V42L180 45V47H186V46H188V48H189V46H193V52H194V47L195 48H197L198 46H200V48H201V51L202 52H205V54H207L208 53V51L207 50H209L208 48H206L205 47V45H204V43L203 42H205V41H199V40H197L196 39V35H195V37H194V39L192 38L193 37V35L195 34H193L192 35V33L190 34V35H187ZM201 33V32H200ZM258 33V32H257ZM260 33H261V31H260ZM263 33V32H262ZM1 34V35H2ZM67 34H68V31H67ZM97 34V33H96ZM105 34H107V33H105L104 32V35ZM138 35H139V33H137ZM161 34H162V32H161ZM160 33H159V37H160V35H161ZM167 34H169L168 32H167ZM198 34H199V32H198ZM202 34V33H201ZM218 34V33H217ZM12 35V34H11ZM24 35V34H23ZM98 35V34H97ZM129 35V34H128ZM137 35V36H138ZM141 35V34H140ZM172 35H175V34H172ZM177 35H179V34H177ZM177 35H176V39H177ZM238 35V34H237ZM251 35V34H250ZM5 36V35H4ZM59 36H61V35H59ZM105 36H107V35H105ZM124 36V35H123ZM126 36V35H125ZM136 36V37H137ZM149 36V35H148ZM162 37H163V40H164V35L162 34L161 35ZM219 36V35H218ZM252 36V35H251ZM1 37V36H0ZM33 37V36H32ZM107 37H109V36H107ZM107 37H102V40H103V42H105V43H109V44H112V42H110L109 41V39L107 38ZM127 37V36H126ZM139 37V36H138ZM144 37V36H143ZM157 37V36H156ZM165 37H166V35H165ZM172 37V36H171ZM170 37V38H171ZM179 37H180V35H179ZM209 37V36H208ZM259 37H261V35L259 36ZM62 38V37H61ZM61 38H60V40H61ZM100 38V37H99ZM116 38V37H115ZM190 38V39H189ZM199 38V37H198ZM257 37H255V39L253 38V42H256V43H258L259 44V41H257V39H256ZM7 39H8V37H7ZM34 39V38H33ZM125 38H123V40H124ZM155 39V38H154ZM153 39V40H154ZM157 39H158V37H157ZM173 39V38H172ZM172 39H170V42H169V44L168 45H170V43H171V41H172ZM180 39V38H179ZM181 39V40H182ZM213 39V38H212ZM246 39V38H245ZM251 39H252V37H251ZM250 39V40H251ZM5 40V39H4ZM3 40V42L5 43V41ZM12 40H13V38H12ZM18 40V39H17ZM43 40H45V39H43ZM51 40V39H50ZM139 40H141V37H140V39ZM144 40V39H143ZM152 40V41H153ZM167 40H168V38H167ZM167 40L165 39V42H167ZM214 40V39H213ZM259 40V39H258ZM36 41V40H35ZM59 41V40H58ZM98 41H99V39H98ZM180 41V40H179ZM183 41V40H182ZM7 42V41H6ZM10 42H12V41H10ZM17 42V41H16ZM39 42V41H38ZM54 42V41H53ZM158 42V41H157ZM159 42H160V39H159ZM164 42V45H163V49H164V47H165V45H166V43ZM175 42V41H174ZM176 42H177V40H176ZM237 42H239V40H237ZM236 42V43H237ZM32 43V41H30V44ZM58 43V42H57ZM61 43H63V42H61ZM121 43V45L123 44V41L121 42V41H119V44ZM135 43L136 44H138V43H141V41L139 42L138 41V38L136 39V41H135ZM134 42H133V44H135ZM154 44H155V42H153ZM162 43V42H161ZM160 43V44H161ZM202 43V44H201ZM243 43V42H242ZM14 44H15V42H14ZM17 44H18V42H17ZM54 44H56V43H54ZM65 44H66V42H65ZM100 44V43H99ZM132 44V45H133ZM178 44V43H177ZM212 44V43H211ZM247 44V43H246ZM262 44V43H261ZM7 45V44H6ZM19 45L20 44H18V45H15L16 46V48L17 47H19ZM46 45V44H45ZM58 45H59V47H62V45L60 46V44L58 43ZM64 45V44H63ZM108 45V44H107ZM114 45V44H113ZM124 45V44H123ZM151 45L153 46V44L151 43ZM151 45H149V47H151ZM173 45V47H174V44H172ZM15 46L13 45V47L15 48ZM50 46V45H49ZM134 46V45H133ZM141 46V45H140ZM162 46V45H161ZM167 46V45H166ZM210 46V45H209ZM214 46V45H213ZM237 46V45H236ZM248 46V45H247ZM250 47H251V45H249ZM11 48H12V46H10ZM32 47V46H31ZM43 47H44V45H43ZM59 47H57V49H54V50H52V52H54V53H58V54H61L62 56L63 55H65V57H66V50H68V47L70 48L71 47V45H69L68 47H67V49H65L64 50V47H63V49H61V48H59ZM83 47H82V49H83ZM104 47V46H103ZM117 47H118V44H117ZM148 47V48H149ZM156 47V46H155ZM155 47L153 48V49H149V50H155ZM170 47V46H169ZM208 47V46H207ZM211 47H212V45H211ZM227 46H224V47H222V49L224 48H226ZM231 47V46H230ZM10 48V49H11ZM21 48V47H20ZM24 48V47H23ZM46 48H47V46H46ZM49 48V47H48ZM52 48V47H51ZM50 48V49H51ZM105 48V47H104ZM228 48H229V45H228ZM228 48H227V50H228ZM238 49V53H237V55L235 56V58L233 59V60H235L236 61V64L235 65H233L234 67H232L231 69H229L228 70V72L226 73L227 75H222V77L221 78H223L222 80H223V82L225 83L226 81H228V80H232V81H234V83L236 84V86H238L239 85V83L242 81V79L245 77V75H248L251 79H253L254 78V75L252 74L253 72H257L258 70L259 71H262V72H264V60H261L260 61V59H259V56H258V54L256 55V61H255V63H253V64H248L247 63V59H246V54H252V53H256L255 51H251V50H249V49H247V48H245V47H243V45L241 44L240 46H238L237 47ZM264 48V47H263ZM81 49V50H82ZM119 49V48H118ZM122 49V48H121ZM157 49V48H156ZM162 49V50H163ZM178 49V48H177ZM212 49V48H211ZM223 49V50H224ZM234 49H236V48H234ZM234 49H233V51H234ZM6 50H7V48H6ZM26 50V49H25ZM31 50V49H30ZM33 50H35V49H33ZM39 50V49H38ZM141 50V49H140ZM147 50V49H146ZM158 50V49H157ZM160 50V49H159ZM167 50V49H166ZM35 51H37V46H36V50ZM46 51H50V50H46ZM46 51H44V52H46ZM78 51V50H77ZM86 51V50H85ZM105 51V50H104ZM107 51H110V50H107ZM114 51V50H113ZM121 51V50H120ZM180 51V50H179ZM198 51V49L196 50V52ZM41 52V51H40ZM51 52V53H52ZM69 52V51H68ZM112 52V51H111ZM142 52H145V50H143ZM148 52V51H147ZM153 52V51H152ZM155 52V51H154ZM160 53H161V50L159 51ZM164 52V51H163ZM162 52V53H163ZM174 53V54H176L175 56H177V54H178V50H176V47H174V49L173 50H171V53ZM190 53L192 52V51H189ZM192 52V53H193ZM225 52H226V50H225ZM225 52H223L221 49L219 50V49H213L212 51H210L209 52V54L210 55H212V56H214V58L216 57V60H217V63H216V65H215V67L216 68H220L219 69V73H222V74H224L223 73V65L222 66H220L219 65V63H221L222 62V60H224L225 58V56H226V53ZM11 53H12V49H11ZM33 53V52H32ZM32 53L30 54V55H32ZM48 53V52H47ZM70 53V52H69ZM72 53H73V51H72ZM78 53H79V51H78ZM83 53H84V51H83ZM86 53V52H85ZM141 53V52H140ZM161 53V54H162ZM170 53V52H169ZM169 53L167 52V56L169 55ZM170 53V54H171ZM229 53V52H228ZM22 54V53H21ZM39 54V53H38ZM74 54V53H73ZM82 54V53H81ZM137 54H139V53H137ZM151 54V53H150ZM157 54H158V51H157ZM80 55V54H79ZM112 55V54H111ZM140 55V54H139ZM138 55V56H139ZM155 55V54H154ZM165 55H166V52H165ZM183 55V54H182ZM197 55H199V53L197 54ZM196 55V56H197ZM201 55V54H200ZM229 55V54H228ZM234 55H235V53H234ZM254 55V54H253ZM23 56H24V54H23ZM23 56H22V58H23ZM46 56V55H45ZM47 56H49V55H47ZM70 56H71V58H72V54H70ZM85 56V55H84ZM120 56V55H119ZM118 56V58H117V63L119 64V65H121L122 64V62H121V60L119 59L120 57ZM127 56V55H126ZM141 56V55H140ZM144 55H142V57H143ZM147 56V55H146ZM150 56V55H149ZM153 56V55H152ZM162 56V58H163V55H161ZM167 56H166V58H167ZM172 56V55H171ZM174 56V57H175ZM179 56V55H178ZM177 56V57H178ZM34 57V56H33ZM40 57V56H39ZM54 57V56H53ZM64 57V58H65ZM69 57V56H68ZM142 57H141V59H142ZM198 57V56H197ZM196 57V58H197ZM201 57V56H200ZM10 58V57H9ZM18 58V57H17ZM21 58V59H22ZM28 58H29V55H28ZM63 57H62V59H64ZM74 58H75V56H74ZM138 58V57H137ZM154 58V57H153ZM165 58V59H166ZM82 59H83V57H82ZM113 59V58H112ZM114 59H115V57H114ZM113 59V60H114ZM136 59V58H135ZM150 60H151V62H153V60H152V57H150L149 58ZM155 59H157V58H155ZM155 59H154V62H156L155 61ZM173 59V58H172ZM171 59V60H172ZM199 59H201V58H199ZM30 60H31V56H30ZM38 61H37V63L32 67H30V70H28V72H24V74L26 75V82H25V86H27V87H25V88H23V89H21V88H19V90H20V93H19V95L16 97V104H15V108H16V110L17 111H20L19 113L17 112V115L18 116H16V119H14V121H12V122H10L8 125H7V127H10L11 128V130H12V135L14 136V140H17V139H19V141L24 137V136H27V138H28V141L30 140V141H32V143H31V146H40L41 147V149H42V153H43V151H45L44 153H43V155H44V159L42 158V160H41V157L40 156H37V157H40L39 159H37L36 157H35V155H34V158H31V157H28L29 158V162H27V163H24L23 161H19L18 160V157H17V155H16V157H15V154H13L14 153V151H13V153H7V154H5V156H7V158L9 157V159L12 161V165H11V167H10V170L11 171H14V172H22V171H24L25 169H29L30 171H32L33 172V174L35 175V178H34V180H33V182H32V184H31V190H32V192L34 193V194H36V192L37 191H39L40 189H42V188H49V189H51V188H53V187H56L57 188V190L60 192V193H62V192H64L65 190H67L68 188H73L74 186H75V184H76V182H77V178L76 179H74L73 178V176L74 175H76L77 173H73L74 172V170L76 169V168H78L76 165H78L80 168V171H79V173L81 174V176H85V180H87L86 178H88L89 177V175L91 174V176H92V174H95V172H96V170H97V168H96V170L95 171H91V170H84V164H80L81 162H76L75 161V157L74 156H77L78 158H79V156L81 155L80 153L81 152H83L82 151V148H81V150H80V147L78 148V147H73V148H69V149H67L66 148V146H65V148L67 149V150H69V152H68V156L70 157V156H73L74 157V159L73 160H70V163L68 164L69 165V167L67 166V169L65 170L64 168H66V167H64L65 165L64 164H66V163H64L61 159V161L63 162V169L65 170L64 172H62V177H60V178H55L54 177V175H53V172H52V170H51V168H48V163L50 162V160H51V157H52V155H53V157H54V155H60V152L59 151H52L51 149H49V148H53L51 145H50V147H49V144L51 143V141L49 142V140H50V136H48L49 134H50V132L52 131L51 129H52V125H57V123L60 121V123H61V121H63V122H67V125L68 126H70L71 128H70V130L69 131H67L66 133L68 134V135H71L70 137H72V138H75L76 140H80L79 142H81V141H85V143H86V146L88 147V151H87V153H85V155H84V157H86V158H84V160H82L84 163L86 162V160H88V159H93L94 161H95V166H93V167H99V168H101V165L102 164H104V163H108V164H112V166L113 167H111V169L113 168H115L114 166H117V167H121V162L119 161V157H118V155L116 154V155H114L113 153V151L110 149V143L114 140V137H115V135H116V133H117V131H116V128H115V123H116V121H115V119L117 118L116 116L117 115H114L113 116V113H112V118L113 117H116L115 119L113 118V119H105V121H103V122H105V126H106V128H104V126H102L101 128H102V130L100 129V130H93V129H95V126H98V125H95V123H94V125H93V129L92 130H89L88 128H89V124H90V122L91 121H89V119H92L93 118V116H94V110H96L95 109V107L97 106V105H99V103H103L104 105H107V108L108 109H111V108H114L115 109V106H119L120 107V105L122 106L123 104H124V106L126 107V105L127 104H129L130 105V107H131V104L132 103H134V104H132V105H134V107H136L135 106V104L138 106V105H142V106H144L145 104H147V106L150 108V107H155V108H157V105H159V106H162L163 107V110L164 109H166V110H169L170 112H168L167 111V113H164L163 114V118L162 119H164V117L165 118H167V120L168 119H172V117H173V119H174V117H176L175 115H173L172 113H171V109L169 108L170 106L169 105H171L170 104V97H159L158 96V89L156 90L157 91V96H156V98L157 97H159V99L158 100H156V99H150V98H147V97H149L148 95H147V97H145V95H146V93H147V88L152 84H148L147 83V87H144V86H146V85H143L142 87H139L138 89H140L142 92H143V94L141 95V96H143L144 95V97H143V99H142V101H140V100H138V99H140V98H137V99H135L133 96V99H131V98H129L127 95H126V92H128V91H126L125 92V89H126V87L125 86H123V87H125V88H123V87H121V88H114V87H111L110 89H109V92H110V96L108 95V92H105V93H107V97H104L103 96V99H100V98H98V99H95V97L94 98H92V100L91 101H88L87 103H82V104H78L77 103V101L74 99V98H72V97H70V95H73V92L75 91V88L77 87V88H80L79 89V92H80V90H85L87 87V85H98L99 84V86H100V82H99V78L101 77V75L103 74V73H105L107 70L105 69V67H101L99 70H93V71H91L90 73L89 72H87V73H89L88 75V77H89V79H88V81L86 80V82L84 83L83 81H85V80H82V78H80V75L81 74H79V78H78V75L77 76H75V74L74 73H70L69 75H68V72L67 71H64L63 70V68H61L62 66V64L60 65V63H59V61H60V59H57V60H50L49 58H43V56H42V58H39V59H37ZM67 60V59H66ZM69 60V59H68ZM67 60V61H68ZM139 60V59H138ZM158 60H160L159 59V54H158ZM157 60V61H158ZM167 60H168V58H167ZM175 60V59H174ZM5 61V60H4ZM21 61V60H20ZM80 61H83V60H80ZM115 61V60H114ZM144 61V60H143ZM165 62H166V60H164ZM170 61V60H169ZM176 61V60H175ZM235 61H234V63H235ZM3 62V61H2ZM14 62V61H13ZM61 62H62V60H61ZM124 62V61H123ZM141 62V61H140ZM159 62V61H158ZM161 62V61H160ZM15 63V62H14ZM70 63H71V61H70ZM89 63H91V65H92V62H89ZM98 63V62H97ZM100 63V65H101V62H99ZM111 63V62H110ZM115 63V62H114ZM144 63V62H143ZM142 63V64H143ZM150 63V62H149ZM168 63V62H167ZM13 64V63H12ZM68 64V63H67ZM181 64V63H180ZM179 64V65H180ZM249 65V67H248V65ZM10 65H11V63H10ZM27 65H28V63H27ZM30 65V64H29ZM97 65V64H96ZM99 65V64H98ZM104 65V64H103ZM112 65V64H111ZM130 65V64H129ZM128 65V66H129ZM148 62H145L143 65H141L142 66V68H148ZM150 65H152V63L150 64ZM2 66V65H1ZM3 66H4V64H3ZM25 66H26V64H25ZM61 66V67H60ZM69 66H70V64H69ZM105 66H107V65H105ZM114 66V65H113ZM132 66V65H131ZM134 66H135V64H134ZM134 66H133V68H134ZM200 66V65H199ZM66 67V66H65ZM64 67V68H65ZM71 67V66H70ZM89 67V66H88ZM100 67V66H99ZM119 67V66H118ZM159 67V66H158ZM171 67V66H170ZM222 67V68H221ZM2 68V67H1ZM4 68H5V66H4ZM3 68V69H4ZM7 68H8V66H7ZM69 68V67H68ZM84 68H83V70H84ZM92 68V67H91ZM116 68V67H115ZM127 69H125L124 68V72H126V74H125V81L127 82V83H129L130 84V80L132 79V77H133V75H132V73L134 72V70L133 69H128V67H126ZM135 68H136V66H135ZM139 68H140V66H139ZM155 68V67H154ZM162 68V67H161ZM196 68H198V66L196 67ZM10 69V68H9ZM14 69V68H13ZM79 69H82L81 67H79ZM107 69H109V68H107ZM118 69V68H117ZM122 69V68H121ZM138 69V68H137ZM136 69V70H137ZM163 69H164V67H163ZM8 70V69H7ZM23 70H24V68H23ZM27 70V69H26ZM66 70V69H65ZM82 70V71H83ZM140 69H138V71H139ZM152 70V69H151ZM162 70V69H161ZM165 70V69H164ZM167 70H168V68H167ZM189 70V69H188ZM192 70H194L195 71V68L194 69H192ZM192 70H189V72H191ZM209 70V69H208ZM250 71V73H248L247 74V71ZM4 71H6V70H4ZM47 71H50V73H48ZM70 71V70H69ZM119 72H120V70H118ZM141 71V70H140ZM156 71V70H155ZM163 71V70H162ZM169 71H174V69L172 70V68H171V70H169ZM184 72H185V70H183ZM182 71V72H183ZM194 71H192V72H194ZM14 72H15V74H18L17 76H19V74L20 73H22L23 71H22V68H21V66L19 65V66H17V67H15V70H14ZM17 72V73H16ZM45 72V73H44ZM72 72V71H71ZM84 72H86V71H84ZM149 72V71H148ZM167 72V71H166ZM186 72H187V70H186ZM188 72V73H189ZM200 72L202 73V71L200 70ZM206 72V71H205ZM205 72L203 73V74H205ZM2 73V72H1ZM4 73V72H3ZM7 73V72H6ZM87 73H85V74H87ZM152 73V72H151ZM157 73V72H156ZM162 73V72H161ZM178 73H179V71H178ZM195 73V72H194ZM194 73H190V74H192V78L194 77L193 76V74ZM208 73V72H207ZM73 74H74V76H73ZM108 74H110V73H108ZM134 74H136V76L135 77H133V78H136V77H138L140 74H144V72H143V70L139 73V75H137V73H135L134 72ZM167 74H169L168 72H167ZM166 74V75H167ZM186 76H187V73H184ZM190 74H189V78L187 79V83H188V87H189V85H191V86H194L195 84H196V81H195V79H194V82L195 83H191L190 81H191V79L192 78H190ZM203 74H201V75H203ZM3 75V74H2ZM169 75H171V74H169ZM181 75V74H180ZM195 75V74H194ZM4 76H6V75H4ZM16 76V77H17ZM110 76V75H109ZM146 76H148V75H146ZM165 76V75H164ZM164 76H163V78H164ZM168 76V75H167ZM166 76V77H167ZM14 77H15V75H14ZM85 77V76H84ZM111 77V76H110ZM143 77V76H142ZM172 77V79H173V75L171 76ZM182 77V76H181ZM196 77V76H195ZM211 77V76H210ZM10 78V77H9ZM169 78H170V76H169ZM187 78V77H186ZM206 78V77H205ZM122 79H124L123 78V76H122ZM150 79V78H149ZM165 79V78H164ZM184 79V80H183ZM182 80L183 81H186V79H185V77L183 78ZM197 79L198 80H200V76L199 77H197ZM202 79H203V82L205 81L204 80V77L202 76V78H201V81H202ZM8 80V79H7ZM24 80V79H23ZM58 80H61V82L60 81H58ZM142 80V79H141ZM152 81H153V79H151ZM174 80H176V75H175V77H174ZM174 80H173V83H174ZM207 80V79H206ZM211 80V79H210ZM214 80V79H213ZM5 81H6V79H5ZM19 81V80H18ZM21 81V80H20ZM19 81V82H20ZM151 81V82H152ZM164 82L166 81L167 82V80L165 79V80H163ZM7 82V81H6ZM10 82V81H9ZM58 82H60L59 83V85L57 84ZM105 82H107V81H105L104 80V83ZM125 82V83H126ZM163 82V83H164ZM202 82V83H203ZM217 82V81H216ZM3 83H4V81H3ZM111 83H112V81H111ZM133 83H134V81H133ZM177 85H179V82H178V78H177ZM198 83V82H197ZM220 83V82H219ZM0 84H1V82H0ZM11 84V83H10ZM21 84V83H20ZM23 84V83H22ZM31 84L33 85V84H36L37 85V90L39 89V91H40V95H37L36 93H35V91L33 90V87H30L31 86ZM101 84H103V82L101 83ZM117 84V83H116ZM138 84V83H137ZM136 84V85H137ZM161 84V83H160ZM169 84V83H168ZM168 84H166L165 83V85H167L166 87H168ZM176 84V82L174 83V85ZM201 84V83H200ZM212 84H213V81H212ZM228 84H229V82H228ZM8 85V84H7ZM6 85V86H7ZM105 85H107V84H105ZM119 85H121L122 86V84H119ZM118 85V86H119ZM123 85H124V83H123ZM126 85V84H125ZM135 85V86H136ZM203 85V84H202ZM205 85H206V83H205ZM204 85V86H205ZM208 85V84H207ZM210 85V84H209ZM214 85V84H213ZM225 86L224 87H226L227 86V83L226 84H224ZM11 86V85H10ZM116 86V85H115ZM134 86V87H135ZM152 86H153V84H152ZM154 86H156V85H154ZM161 86H162V84H161ZM176 86V85H175ZM184 86V85H183ZM185 86H186V84H185ZM200 86V85H199ZM203 86V87H204ZM219 86H222V84L221 85H219ZM256 86V85H255ZM17 87V86H16ZM96 87H98V86H96ZM158 87H159V85H158ZM187 87V88H188ZM217 87V86H216ZM1 88V87H0ZM12 88V87H11ZM92 88V87H91ZM172 88V87H171ZM179 88V87H178ZM190 88V87H189ZM195 88V87H194ZM199 88V87H198ZM197 88V89H198ZM209 88H211V86H209ZM228 88V87H227ZM253 88H254V86H253ZM257 88V87H256ZM260 88V87H259ZM130 89V88H129ZM160 89H161V87H160ZM163 89V88H162ZM167 90H168V88H166ZM190 89H192V88H190ZM189 89V90H190ZM197 89H195V92L193 93V95L195 96V95H197V96H199L200 98H202L203 100L205 99V100H207V96H208V91H207V89H206V86L204 87V88H199V91H197ZM261 89V88H260ZM14 90V89H13ZM88 90V89H87ZM93 90H95V87H94V89ZM150 90V89H149ZM180 90V89H179ZM194 90V89H193ZM193 90H191V91H193ZM255 90V89H254ZM258 90V89H257ZM256 90V91H257ZM8 91V90H7ZM6 91V92H7ZM101 91H102V89H101ZM166 90H164V92H165ZM171 91H172V89H171ZM177 91H178V89H177ZM210 91V90H209ZM225 91V90H224ZM227 91V90H226ZM3 92V91H2ZM85 92H86V90H85ZM90 92V91H89ZM141 92V93H142ZM161 92L163 93V91L161 90L160 91V93H159V95H161ZM179 92V91H178ZM13 93V92H12ZM12 93H10V95H12ZM80 93H82V92H80ZM149 93H150V95H151V91H149ZM153 93H155L154 91H153ZM167 93V92H166ZM191 94H192V92H190ZM190 93H187L188 95H190ZM223 93V92H222ZM112 94H115V98H111V95ZM3 95H4V93H3ZM6 95H7V93H6ZM5 95V96H6ZM8 95H9V93H8ZM15 95H16V93H15ZM138 95H139V93H138ZM167 95H168V93H167ZM171 95H172V92H171ZM209 95H210V92H209ZM224 95H225V93H224ZM254 95H255V93H254ZM79 96V95H78ZM154 96V95H153ZM228 96H230V93H228ZM259 96L262 98V101H264V91L262 92V93H260L259 94ZM80 97V96H79ZM90 97V96H89ZM99 97H101V95L99 96ZM114 97V96H113ZM130 97H131V95H130ZM139 97V96H138ZM210 97V96H209ZM2 98H3V96H2ZM15 98V96L13 97V99ZM81 98V97H80ZM83 98H84V95H83ZM197 99H198V97H196ZM6 99V98H5ZM89 99V98H88ZM93 99H95V100H93ZM173 99V98H172ZM176 99H178V102H179V96L177 95V98ZM202 99L200 100V101H202ZM210 99V98H209ZM208 99V100H209ZM222 99H223V97H222ZM221 99V100H222ZM87 100V99H86ZM224 100V99H223ZM229 100H230V98H229ZM233 100V98L231 99V101ZM181 101V100H180ZM195 101H197V100H195ZM211 101V100H210ZM217 101V100H216ZM228 100L226 99V102H227ZM234 101V100H233ZM4 102V101H3ZM8 102H9V99H8ZM10 102L12 103V100H10ZM86 102V101H85ZM132 102V103H131ZM173 102V101H172ZM5 103V102H4ZM10 103V104H11ZM194 103H196V102H194ZM193 103V104H194ZM204 103H207L206 101L204 102ZM217 103V102H216ZM215 103V104H216ZM2 104V103H1ZM9 104V103H8ZM8 104H6V106H8ZM13 104V103H12ZM199 104V103H198ZM201 104V103H200ZM200 104H199V107H201L200 106ZM212 104V103H211ZM215 104H213L214 106H215ZM231 104H232V102H231ZM177 105V104H176ZM197 105V104H196ZM201 105H203V103L201 104ZM12 106V105H11ZM14 106V105H13ZM100 106V105H99ZM102 106V105H101ZM114 106V107H113ZM142 106L140 107V108H142ZM175 106V105H174ZM193 106V105H192ZM204 106V105H203ZM214 106H210V108L212 109V108H214ZM218 106V105H217ZM48 107H51V109L54 107V108H56L58 111H59V113H58V115H54V113L52 114V116L51 115H47V114H45L44 112H43V114H37L36 113V110H38V109H40V108H48ZM98 107V106H97ZM123 107V106H122ZM173 107V106H172ZM179 107H180V105H179ZM188 107V106H187ZM195 107V106H194ZM225 107V106H224ZM228 107H229V105H228ZM4 108V107H3ZM27 108H30L32 111L31 112H29V111H27ZM103 108V107H102ZM127 108H129L128 106L126 107V109ZM137 108H139V107H137ZM136 108V110L138 111V109ZM192 108L193 107H188V109H189V113H190V111L192 112ZM208 108H209V106H208ZM209 108V109H210ZM219 108V107H218ZM218 108H217V112H218ZM222 108V107H221ZM2 109V108H1ZM9 109H11V107L9 108ZM41 109V110H42ZM108 109H107V112H108ZM175 109H176V107H175ZM194 109V108H193ZM195 109H197V107H195ZM198 109H200V108H198ZM207 110V111H211V109L210 110ZM220 109V108H219ZM15 110V111H16ZM99 110V109H98ZM120 110V109H119ZM135 110V109H134ZM141 110V109H140ZM142 110H144V109H142ZM142 110H141V112L139 111L138 112V114L139 113H142ZM153 110H154V108L152 109V111L151 112H153ZM173 110H174V108H173ZM180 110H182V109H180ZM180 110H177L178 111V113H180L179 111ZM185 111H186V109H184ZM184 110H182V111H184ZM223 110V109H222ZM4 111H5V109H4ZM6 111H7V109H6ZM48 113H49V110H46ZM58 111H56V112H58ZM97 111V110H96ZM95 111V112H96ZM128 111V110H127ZM137 111H135V112H137ZM146 111H147V113H148V109H146ZM146 111H144V112H146ZM155 111V110H154ZM188 111V110H187ZM1 112V111H0ZM135 112H134V114H135ZM151 112H149L150 113V115H154V114H152ZM164 112H166L165 110H164ZM174 112V111H173ZM195 112H196V110H195ZM234 112H236V111H234ZM7 113V112H6ZM38 113H40L39 111H38ZM123 113V112H122ZM147 113H146V115H147ZM162 113V112H161ZM160 113V114H161ZM175 113H176V111H175ZM182 113V112H181ZM2 114V113H1ZM10 114H11V112H10ZM9 114V115H10ZM37 114V115H36ZM96 114V113H95ZM100 114V113H99ZM104 114V113H103ZM120 115H121V111H120V113H119ZM128 114V113H127ZM130 114V113H129ZM132 114H133V112H132ZM134 114H133V118H134ZM138 114H136L138 117H139V115ZM160 114H159V116H160ZM185 114V113H184ZM206 114H207V116H208V113L206 112ZM217 114V113H216ZM54 115V116H53ZM180 115V114H179ZM188 115H190V114H188ZM194 115H195V113H194ZM212 115H214V114H212ZM211 115V116H212ZM4 116V115H3ZM101 116V115H100ZM132 115L130 114V116L129 115H127V120H129V123H130V120L131 119H129V117L130 118H132L131 117ZM142 116V118H145V119H143V121H142V119H141V121H142V124H141V122H140V124H141V127H142V129L144 128V127H147V126H149V128L151 127V125H154V122L153 121H150L151 120V117L149 118V120L147 119V116H144V115H141L140 114V117ZM184 116H186V115H184ZM183 116V117H184ZM206 116V115H205ZM204 116V117H205ZM218 116L219 115H217V119H218ZM15 117V116H14ZM13 117V118H14ZM98 117H99V115L98 116H96L95 117V119H98ZM137 117V118H138ZM160 117H162V114H161V116ZM215 117V116H214ZM107 118H109V115L107 116ZM137 118H135V120L137 119ZM154 118V117H153ZM156 118L159 120V117H158V115L156 114ZM179 119H180V117H178ZM177 118V119H178ZM12 119V118H11ZM100 119V118H99ZM101 119H102V117H101ZM117 119H119V117L117 118ZM126 119V118H125ZM161 119V118H160ZM170 119V120H171ZM94 120V119H93ZM92 120V121H93ZM158 120H157V122H158ZM223 120H224V118H223ZM125 121V120H124ZM123 121V117H122V123H120V124H124L125 122ZM132 122H133V120H131ZM137 121V120H136ZM155 121V120H154ZM166 121V120H165ZM164 121V122H165ZM181 121V120H180ZM95 122V121H94ZM128 122V121H127ZM163 122V123H164ZM167 122V121H166ZM169 122V121H168ZM175 122V121H174ZM225 122H226V120H225ZM100 123H102V121L100 122ZM128 123V124H129ZM136 123V122H135ZM134 123V124H135ZM220 123V122H219ZM93 124V123H92ZM132 124V123H131ZM138 124V123H137ZM1 125V124H0ZM65 125V124H64ZM91 125V124H90ZM102 125V124H101ZM104 125V124H103ZM159 125V124H158ZM162 125V124H161ZM160 125V126H161ZM178 125V124H177ZM181 124H179V126H180ZM228 125V124H227ZM117 126V125H116ZM189 126V125H188ZM56 127V126H55ZM62 127H63V125H62ZM127 127H129V125H127ZM126 127V128H127ZM139 127H140V125H139ZM153 127H155V126H152V128ZM123 128H124V125H123ZM158 128H160V127H158ZM157 128V129H158ZM220 128L223 130L224 128H225V123H220ZM64 129V128H63ZM130 129V128H129ZM133 129V128H132ZM138 129V128H137ZM154 129V128H153ZM152 129V130H153ZM169 129V128H168ZM180 130H181V128H179ZM245 129H247V127L245 126ZM2 130V129H1ZM53 130H55V129H53ZM60 130V129H59ZM67 130V129H66ZM123 130V129H122ZM131 130V129H130ZM139 131L141 130V128H139L138 129ZM178 130V129H177ZM222 130H221V132H222ZM255 130V129H254ZM4 131H5V129H4ZM58 131V130H57ZM60 131H62V129L60 130ZM120 131V130H119ZM138 131V132H139ZM168 131V130H167ZM170 131H172V130H170ZM3 132V131H2ZM123 132H124V130H123ZM175 132H176V129H175ZM219 132V131H218ZM221 132H220V134H221ZM238 132V131H237ZM241 131H239V133L238 134H241L240 133ZM256 132V131H255ZM260 132H261V130H260ZM5 133V132H4ZM55 133V132H54ZM125 133V132H124ZM154 133H155V129H154ZM158 133H159V131H158ZM168 133L170 134V133H173V132H169L168 131ZM176 133H178V131L176 132ZM179 133H180V131H179ZM204 133V132H203ZM206 133V132H205ZM205 133H204V135H205ZM8 134V133H7ZM118 134V133H117ZM207 134V133H206ZM225 134V133H224ZM261 134V133H260ZM56 135V134H55ZM61 135H64L63 133L61 134ZM121 135H122V133H121ZM124 135V134H123ZM126 135V134H125ZM173 135V134H172ZM172 135H171V137H172ZM176 135V134H175ZM251 135V134H250ZM255 135V134H254ZM257 135V134H256ZM6 136V135H5ZM54 136V135H53ZM52 136V137H53ZM65 136H66V134H65ZM203 136V135H202ZM215 136V135H214ZM221 136L222 137H224L223 136V134H221ZM221 136H219V137H221ZM240 136V135H239ZM258 136V135H257ZM256 136V138H258ZM49 137V138H48ZM57 137V136H56ZM120 135H119V139H120ZM176 137V136H175ZM206 136H204V138H205ZM213 137V135L211 136V140L213 139L212 138ZM227 137V136H226ZM238 137V136H237ZM242 137V136H241ZM12 138V137H11ZM21 138V139H20ZM27 138H26V141H27ZM58 138V137H57ZM62 138V137H61ZM67 138H69V136L67 137ZM186 138V137H185ZM192 138V137H191ZM207 138V137H206ZM206 138H205V140H206ZM232 138H234L233 136L232 137H230V140L232 139ZM54 139H55V137H54ZM159 139V138H158ZM158 139H155V141L156 140H158ZM189 139V138H188ZM214 139H217L216 138V136H215V138ZM66 140V139H65ZM174 140V139H173ZM224 140V139H223ZM2 141L4 142L5 141V139L4 138H2ZM29 141V142H30ZM59 142V140H57L56 139V142ZM67 141V140H66ZM66 141H64V142H66ZM127 141V140H126ZM145 141V140H144ZM155 141H154V143H155ZM207 141V140H206ZM205 141V143H207ZM219 141H220V139H219ZM11 142V141H10ZM15 142V141H14ZM49 142V143H48ZM157 142H159V141H157ZM161 142V141H160ZM166 142H167V140H166ZM166 142H165V144H166ZM186 142H188L187 140H186ZM190 142V144H191V141H189ZM212 142H213V140H212ZM215 142V141H214ZM12 143H13V141H12ZM16 143V142H15ZM14 143V144H15ZM52 143H53V139H52ZM63 143V142H62ZM70 143V142H69ZM116 143V142H115ZM130 143V141L127 143V144H129ZM145 143H146V141H145ZM204 142L202 143V144H205ZM220 145H221V143L220 142H218ZM217 143V144H218ZM231 143V142H230ZM0 144H1V142H0ZM5 144V143H4ZM17 144H19V142H17ZM16 144V145H17ZM21 144V143H20ZM19 144V145H20ZM66 143H64V145H65ZM81 144V143H80ZM133 144V143H132ZM144 144V143H143ZM170 144H172V143H170ZM170 144H168V145H170ZM174 144V143H173ZM188 144V143H187ZM186 144V145H187ZM193 144H194V141H193ZM196 144V143H195ZM218 144V145H219ZM227 144H228V141H227ZM227 144H225V145H227ZM27 147H28V145H30V144H28V143H26L25 144ZM24 145V146H25ZM56 145H57V143H56ZM61 145V144H60ZM72 145V144H71ZM78 145V144H77ZM135 145V144H134ZM145 145V144H144ZM155 145V144H154ZM153 145V147H154V149L155 150H158L157 148H156V146H154ZM229 145V144H228ZM12 146H13V144H12ZM12 146H10V147H12ZM31 146L28 148V149H30L31 148ZM79 146V145H78ZM118 146V145H117ZM130 146V145H129ZM142 145H140V147H141ZM163 145H161V147H162ZM215 146H216V144H215ZM223 146H224V144H223ZM13 147H17L18 148V146H13ZM12 147V148H13ZM20 147V146H19ZM27 147H25V149H27ZM49 147V148H48ZM60 147V146H59ZM58 147V148H59ZM72 147V146H71ZM112 147V146H111ZM138 147V146H137ZM153 147H152V149H153ZM159 147V146H158ZM182 147H185V145L184 146H182ZM182 147H181V149H182ZM189 147V146H188ZM193 147H195V146H193ZM218 146H216V148H217ZM5 148H7V147H5ZM9 148V147H8ZM22 148V147H21ZM57 148V147H56ZM56 148H54V149H56ZM128 148V147H127ZM126 148V149H127ZM131 148H132V145H131ZM166 148H168V147H166ZM200 147H199V145H198V149H199ZM1 149V148H0ZM4 149V148H3ZM28 149L26 150V152L28 151ZM34 149V148H33ZM36 149V148H35ZM38 149H39V147H38ZM37 149V150H38ZM125 149V148H124ZM134 149V148H133ZM191 149V148H190ZM213 149H214V146L213 145H209V143H208V145H206V146H202L201 147V149H199L200 151H202V153H205V155H206V153H212V151H213ZM23 150V149H22ZM30 150H32V148L30 149ZM120 150H121V148H120ZM138 150V149H137ZM140 150V149H139ZM154 150V152H156ZM166 150V149H165ZM175 150H177V149H175ZM2 151V150H1ZM6 151H8L7 149H6ZM5 151V152H6ZM40 151V150H39ZM136 151V150H135ZM29 152V151H28ZM56 152V153H55ZM113 152V153H112ZM118 151H116V153H117ZM121 152V151H120ZM159 152V151H158ZM175 152V151H174ZM30 153V152H29ZM66 153V152H65ZM152 153V152H151ZM150 153V154H151ZM179 153H180V151H179ZM1 154H3V152L1 153ZM26 154V153H25ZM31 154V153H30ZM30 154H29V156H30ZM33 154V153H32ZM39 154V153H38ZM120 154V153H119ZM153 154V153H152ZM196 154V153H195ZM40 155V154H39ZM67 155V154H66ZM154 155H155V153H154ZM160 155V154H159ZM203 155V154H202ZM262 155H263V152H262ZM20 157H21V155H19ZM27 156H28V154H27ZM42 156V155H41ZM51 156V157H50ZM150 156V155H149ZM169 156V155H168ZM176 156V155H175ZM180 156V155H179ZM264 156V155H263ZM3 157V156H2ZM48 157H50V160H48ZM52 157V158H53ZM64 157V156H63ZM63 157H61L60 156V158H63ZM66 157V156H65ZM69 157H67L68 159L67 160H69ZM137 157H139V155L137 156ZM156 157V156H155ZM155 157H154V162H155ZM167 157V156H166ZM176 157H178V156H176ZM1 158V157H0ZM134 158V157H133ZM255 158V157H254ZM58 159V161H59V157L57 158ZM71 159V158H70ZM83 159V158H82ZM135 159V158H134ZM20 160H21V158H20ZM23 160V159H22ZM64 160V159H63ZM66 160V159H65ZM149 160V159H148ZM152 161H153V159H151ZM253 160H255V159H253ZM0 161H2V159L0 160ZM28 161V160H27ZM49 161V162H48ZM90 161V160H89ZM143 161H144V159H143ZM167 161V160H166ZM3 162V161H2ZM82 162V163H83ZM135 162V164L134 165H139L140 164V159L138 160V159H136V161H134ZM133 162V163H134ZM153 162V163H154ZM162 162V161H161ZM160 162V164H161V166H162V163ZM93 163V162H92ZM141 163H142V161H141ZM144 163V162H143ZM147 163V162H146ZM250 164H251V162H249ZM5 164H7V163H5ZM10 164H11V162H10ZM60 164H62L61 162H60ZM60 164H55V165H60ZM76 164V165H75ZM125 164V163H124ZM130 164H131V161H130ZM130 164H129V166L128 167H130ZM145 164V163H144ZM148 164H149V161H148ZM159 164V162L157 163V165ZM242 164V163H241ZM244 164V163H243ZM105 165H107V164H105ZM109 165V166H110ZM128 165V164H127ZM156 165V166H157ZM246 165V164H245ZM58 166H56V168L58 167ZM141 166V165H140ZM140 166H137V169L138 168H140ZM143 166V165H142ZM145 166H147V164L145 165ZM144 166V167H145ZM153 166V165H152ZM165 166V165H164ZM232 166V165H231ZM242 166V165H241ZM61 167V168H62ZM133 167H135V166H133ZM149 167H151L150 165H149ZM166 167V166H165ZM246 167V166H245ZM108 168V167H107ZM161 168V167H160ZM248 168H250L249 166H248ZM58 169H60V167H58ZM93 170H94V168H92ZM130 169V168H129ZM145 169V168H144ZM153 169V168H152ZM152 169H150L151 171H152ZM254 169V168H253ZM54 170V169H53ZM100 170H102V169H100ZM126 170V169H125ZM131 170V169H130ZM136 170V169H135ZM139 170V169H138ZM141 170V169H140ZM146 170V169H145ZM159 170H161L162 171V169H159ZM159 170H158V174H159ZM233 170V169H232ZM235 170V169H234ZM238 170H240V165H239V167H238V169H237V171ZM246 170V169H245ZM8 171H9V169H8ZM62 171V170H61ZM99 171V170H98ZM116 171V170H115ZM114 171V172H115ZM118 171V170H117ZM154 171L156 172V170L154 169ZM161 171H160V173H161ZM164 171V170H163ZM241 171V170H240ZM254 171V170H253ZM1 172H4L5 173V169L4 168H1ZM76 172H77V170H76ZM100 172V171H99ZM122 172V171H121ZM126 173L127 171H124L123 170V173ZM132 171H130V173H131ZM154 172V173H155ZM252 172V171H251ZM251 172H249L250 174H251ZM6 173H10V172H7L6 171ZM12 173V172H11ZM78 173V174H79ZM167 173V172H166ZM217 173V172H216ZM255 173H256V171H255ZM257 173H258V169H257ZM19 174V173H18ZM32 174V173H31ZM77 174V175H78ZM97 174H98V172H97ZM97 174H95L96 176H97ZM100 174V173H99ZM98 174V175H99ZM113 175H116L117 174V172L116 173H112ZM135 174V173H134ZM144 174V173H143ZM238 174H242V173H238ZM237 174V175H238ZM244 174V173H243ZM1 175V174H0ZM112 175V177L113 178H115L114 176ZM119 175V174H118ZM123 175V174H122ZM128 175H129V173H128ZM149 175H151V174H149ZM148 175V176H149ZM225 175V174H224ZM246 175H247V172H246ZM3 176H4V174L2 175V179H1V183H0V248L2 247V245L4 244V243H10L9 241L11 240V239H13L14 237H16L19 233H20V231H21V228H20V226L15 222V221H12V222H9L6 218H5V215H7V214H12V213H14V214H16L15 216L17 217V213L19 214V213H22V212H25V210L27 211V208L29 207H25V206H21V207H16V208H14V209H12V208H10V206L9 205H7L6 203H5V198L9 195V194H11L12 192V189H13V187H14V183H12V182H8V181H6L7 179L5 178V176H4V178H3ZM11 176V175H10ZM88 176V177H87ZM95 176V177H96ZM124 176V175H123ZM127 175H125V177H126ZM132 176H134V175H132ZM135 176H136V174H135ZM144 176H145V174H144ZM144 176L143 175H141V177H143L142 179H144ZM157 176V175H156ZM163 176V175H162ZM165 176H167V175H165ZM165 176H164V178H165ZM181 176V175H180ZM184 176V175H183ZM252 176H253V174H252ZM17 177V176H16ZM25 177V176H24ZM122 177V176H121ZM121 177H120V180H121ZM153 177H154V174H153ZM160 177V176H159ZM179 177V176H178ZM182 177V176H181ZM20 178H21V175H20ZM82 178V177H81ZM135 178V177H134ZM183 178H185V177H183ZM182 178V179H183ZM6 179V180H5ZM32 179V178H31ZM117 179H118V177H117ZM139 179V178H138ZM146 179V178H145ZM148 179V178H147ZM157 179H159V178H157ZM156 179V180H157ZM174 179V178H173ZM176 179V178H175ZM174 179V180H175ZM182 179H181V181H182ZM231 179V178H230ZM235 179V178H234ZM238 179V178H237ZM80 180V179H79ZM91 180H93V179H91ZM124 180V179H123ZM128 180H130V178L128 179ZM133 180H135V179H133ZM132 180V181H133ZM153 180V179H152ZM168 180V179H167ZM184 180V179H183ZM188 180V179H187ZM186 180V181H187ZM232 180L233 179H231V183H232ZM236 180V179H235ZM23 181V180H22ZM111 181V180H110ZM122 181V180H121ZM126 181V180H125ZM140 181V180H139ZM150 181H151V177H150ZM149 181V182H150ZM169 181V180H168ZM180 181V180H179ZM178 181V183H180ZM237 181V180H236ZM108 182V181H107ZM116 182H117V180H116ZM129 183H131V184H133L131 181H128ZM142 182V181H141ZM141 182H139V183H141ZM146 182H148L147 180H146ZM175 182V181H174ZM221 182V181H220ZM228 182V181H227ZM253 182V181H252ZM19 183V182H18ZM24 183V182H23ZM103 183V182H102ZM112 183H113V181H112ZM119 183V182H118ZM138 183V184H139ZM143 183H145V181L143 182ZM168 183H170V181L168 182ZM234 183V182H233ZM239 183H240V181H239ZM108 184V183H107ZM111 184V183H110ZM115 184V183H114ZM128 184V183H127ZM135 184V183H134ZM146 184V183H145ZM254 185L256 184V178H255V181H254V183H253ZM102 185V184H101ZM104 185H105V182H104ZM115 185H117V184H115ZM177 185V184H176ZM190 185V184H189ZM233 185V184H232ZM232 185H230V182H229V186H228V191H227V194L230 196V195H232V196H235V197H237V190H235V188H233V186ZM259 185V184H258ZM261 185V184H260ZM259 185V187L260 188H258L257 190H255V192L257 191V192H260V190L259 189H261L262 187ZM21 186H22V183H21ZM25 186V185H24ZM187 186V185H186ZM263 186V185H262ZM23 187V186H22ZM130 187V186H129ZM129 187H127V188H125L126 190H128V188ZM175 187H177V186H175ZM175 187H173V189L175 188ZM181 187V186H180ZM184 187V186H183ZM183 187H182V191H183ZM200 187V186H199ZM217 187V186H216ZM225 187H226V185H225ZM55 188V189H56ZM112 188V187H111ZM110 188V189H111ZM19 189H22V188H19ZM25 189H26V187H25ZM27 189H28V187H27ZM110 189H109V191H110ZM113 189V188H112ZM130 189H132V188H130ZM172 189V190H173ZM238 189V188H237ZM251 189H253L252 187H251ZM126 190H125V193H126ZM134 190V189H133ZM175 190H176V188H175ZM202 190V189H201ZM221 190V189H220ZM239 190V189H238ZM15 191H16V189H15ZM47 191H48V189H47ZM49 191H51V190H49ZM62 191V192H61ZM71 191V189H69L68 190V193ZM89 191V190H88ZM102 191H105V190H102ZM109 191H107V192H109ZM136 191V190H135ZM139 191V190H138ZM147 191V190H146ZM149 191V190H148ZM163 191V190H162ZM252 191V190H251ZM263 191V190H262ZM28 192H29V189H28ZM31 192V193H32ZM150 192V191H149ZM155 192V191H154ZM179 192H181V190H179ZM194 192V191H193ZM202 192V191H201ZM217 192H218V190H217ZM221 193H223L221 196H222V198H223V200H226V198H225V196L226 197H228L227 196V194H225L224 192H222V191H220ZM264 192V191H263ZM124 193V194H125ZM143 193V192H142ZM144 193H147V192H145L144 191ZM162 193H165V191H163ZM178 193V192H177ZM183 193H184V191H183ZM240 193V192H239ZM22 194V193H21ZM83 194H86V193H82V195L81 196H83ZM131 194V193H130ZM151 194V193H150ZM191 194V193H190ZM215 194H216V192H215ZM249 194H250V192H249ZM248 194V195H249ZM28 195V194H27ZM57 195H59L58 193H57ZM61 195V194H60ZM137 195V194H136ZM147 195V194H146ZM176 195V194H175ZM219 195V197H220V194H218ZM254 195V194H253ZM259 195V194H258ZM262 194L260 193V195L258 196V197H262L261 196ZM10 196V195H9ZM65 196V195H64ZM80 196V198L79 199H77V204H80L81 202H83L84 201V199L85 198H87L88 196H90L88 193H87V196H85V197H81ZM132 196V195H131ZM135 196V195H134ZM144 196H145V194H144ZM143 196V197H144ZM179 196H181V194L179 195ZM231 196V197H232ZM240 196V195H239ZM239 196H238V199H239ZM40 197V196H39ZM63 197V196H62ZM79 197V196H78ZM91 197V196H90ZM89 197V198H90ZM101 197H104V199H106L107 198V200L109 199V196L107 195V193L106 192H104V193H102V194H100V196L97 198V199H99L100 200V198ZM120 197V196H119ZM118 197V198H119ZM128 197V196H127ZM146 197V196H145ZM176 197H177V195H176ZM176 197L174 196V194L173 195H170V194H163V195H161V194H155V195H153V196H150L149 197V199H150V202L151 203H155V206H156V204H159L160 206L162 205V207L163 208H165V212L167 211V213L166 214H170L171 212H169L168 210H170L169 209V206H168V204H165V203H170V201L169 200H172V201H174L175 199H176ZM230 197V199H232ZM245 197V196H244ZM8 198V197H7ZM73 198V197H72ZM92 198V197H91ZM217 198V197H216ZM23 199H24V197H23ZM71 199V198H70ZM88 199V198H87ZM131 199V198H130ZM148 199V198H147ZM147 199L145 198V200L147 201ZM174 199V200H173ZM219 200H220V198H218ZM235 199V198H234ZM258 199V198H257ZM90 200V199H89ZM113 199H111V201H112ZM141 200V199H140ZM13 201V200H12ZM71 201V203H72V205H73V203H75V201H76V197H75V201H74V198H73V201L72 200H70ZM69 201V202H70ZM119 201V200H118ZM124 201V200H123ZM133 201V200H132ZM172 201H171V203L170 204H175V203H172ZM201 201H202V199H201ZM203 201H204V199H203ZM203 201H202V203H203ZM208 201H209V199H208ZM207 201V202H208ZM215 201H217V200H214V202ZM236 201V200H235ZM249 201H250V198H249ZM8 202V201H7ZM114 202H116V201H114ZM223 202V201H222ZM229 202H230V200H229ZM242 202V201H241ZM40 203L41 202H39V205H40ZM102 203V202H101ZM109 203V202H108ZM128 203V202H127ZM144 203H145V201H144ZM199 203H201L200 201L198 202V204ZM205 203V202H204ZM209 203V202H208ZM247 203H249L248 201H247ZM252 203V202H251ZM9 204V203H8ZM99 205H100V203H98ZM166 206H165V205ZM198 204H197V206H198ZM207 204V203H206ZM231 204H232V202H231ZM235 204H236V202H235ZM237 204H238V201H237ZM250 204V203H249ZM253 204V203H252ZM37 205V204H36ZM39 205H38V207H39ZM118 205H119V203H118ZM121 205H122V203H121ZM148 205V204H147ZM195 205V204H194ZM202 205V204H201ZM214 205V204H213ZM41 206H42V203H41ZM98 206V205H97ZM102 206V205H101ZM105 206H107V205H104V207ZM133 206L135 207V205L133 204ZM154 206V205H153ZM154 206V207H155ZM165 206V207H164ZM184 206V205H183ZM203 206V205H202ZM207 206H208V208H209V205L207 204ZM212 206V205H211ZM258 206L260 207V209H263L264 208V197H263V199L261 198L260 199V202H259V204H258ZM87 207H89L88 205H87ZM94 207V206H93ZM120 207V206H119ZM170 207L172 208V206L170 205ZM255 207H256V205H255ZM30 208V207H29ZM37 208V207H36ZM41 208V207H40ZM95 208V207H94ZM105 208H107V207H105ZM114 207H111V209H113ZM116 208V207H115ZM143 208V207H142ZM151 208H152V206H151ZM252 208V207H251ZM84 209V208H83ZM91 209V208H90ZM101 209V208H100ZM157 209V208H156ZM173 209V208H172ZM199 209V208H198ZM204 209H205V211H206V208L204 207ZM241 209H242V207H241ZM246 209V208H245ZM258 209V208H257ZM29 210V209H28ZM40 210V209H39ZM39 210H38V213H39ZM87 210V209H86ZM95 210V209H94ZM110 210V209H109ZM108 210V211H109ZM116 210H118V206H117V209ZM134 210H135V208H134ZM144 210V209H143ZM192 210H193V208H192ZM202 210V209H201ZM207 210H209V209H207ZM232 210H233V208H232ZM248 210V209H247ZM252 210V209H251ZM254 210H255V208H254ZM264 210V209H263ZM78 211H81V209L80 208H77V207H75L74 206V210H72V214L70 215V216H67V217H65L64 218V220L62 221V220H58V219H56L55 217H53V216H51V217H48L47 218V221L45 222V225L43 226V228H41V229H39V230H37L38 232H32V233H29V235L28 236H24L23 237V244L20 246V247H18L17 249H13V250H11V252H9L8 254L7 253H3L2 251H1V249H0V261L1 260H4L5 262H6V264H29L28 263V259H30V258H33V257H35V256H39V255H43V257H42V261H43V264H69V263H71V264H85V261H82V257H83V259H84V255L81 257V254H83V252L84 251H86V249H85V244L83 243V238H85L87 235H89L90 233H92L93 231H94V229H95V226H94V228H92V227H89V225L91 224V222H94L95 221V219H94V221H91L90 223H89V225H88V227L89 228H85V229H81V230H79L78 232H76L74 235H73V237L70 239V240H65V233H64V231L66 230V228H70V227H72L73 226V224L75 223V221L77 220V219H79V218H77V216H79V215H77V213H78ZM84 211H85V209H84ZM83 211V212H84ZM102 211V210H101ZM100 211V212H101ZM107 210H105L104 211V213H102L103 214V216H106V215H108V213H106V212H108ZM113 211V210H112ZM122 211H123V208H122ZM131 211H132V209H131ZM140 211V210H139ZM145 211V210H144ZM200 211V210H199ZM204 211V210H203ZM204 211V212H205ZM213 211V210H212ZM35 212V211H34ZM37 212V211H36ZM75 212H76V214H75ZM87 212V211H86ZM99 212V213H100ZM119 212V211H118ZM223 212V211H222ZM256 212V211H255ZM110 213H112V212H110ZM109 213V214H110ZM195 213L196 212H194V211H190V214H192L193 216L195 215ZM197 213H198V211H197ZM199 213H201V212H199ZM236 213V212H235ZM238 213V212H237ZM246 213V212H245ZM260 213V212H259ZM82 214V213H81ZM102 214L100 213L99 215L100 216H102ZM133 214V213H132ZM202 214V213H201ZM200 214V215H201ZM228 214V213H227ZM233 215H234V212L232 213ZM239 214V213H238ZM257 214V213H256ZM13 215V214H12ZM25 215V214H24ZM38 215V214H37ZM64 215V214H63ZM63 215H62V217H63ZM84 215V214H83ZM94 215H96V212L95 211H91V212H89L88 211V215H87V217L89 216V217H93ZM98 215V214H97ZM122 215V214H121ZM138 215V214H137ZM137 215H135V216H137ZM146 215V214H145ZM165 215V214H164ZM206 215H208L207 214V212H206ZM210 215V214H209ZM237 215V214H236ZM19 216H20V214H19ZM18 216V217H19ZM23 216V215H22ZM31 216H34V214H33V212H32V215ZM81 216V215H80ZM99 216V217H100ZM111 216V215H110ZM162 216H163V213H162ZM162 216H160V218H162ZM185 216V215H184ZM195 216H197V215H195ZM194 216V219H198V218H200V216H197V217H195ZM204 216V215H203ZM211 216V215H210ZM215 216V215H214ZM213 216V217H214ZM217 216V215H216ZM244 216V215H243ZM249 215H247V216H245V217H248ZM17 217V218H18ZM29 217V216H28ZM35 217V216H34ZM98 217V216H97ZM130 217V216H129ZM190 217H192L191 215H190ZM190 217H189V219H190ZM36 218V217H35ZM43 218V217H42ZM95 218V217H94ZM126 218V217H125ZM131 218V217H130ZM135 218V217H134ZM140 218V217H139ZM160 218H159V220H160ZM216 217H214V219H215ZM235 218H236V221L238 220V217H236L235 216ZM249 218L251 219V216H249ZM37 219V218H36ZM89 219V218H88ZM136 219V218H135ZM170 219V218H169ZM207 219H208V217H207ZM233 219V218H232ZM231 219V220H232ZM243 220L245 219V218H242ZM250 219H248V221L250 220ZM257 219V218H256ZM17 220V219H16ZM80 220V219H79ZM130 220V219H129ZM136 220H138V219H136ZM181 220V219H180ZM239 220H240V218H239ZM238 220V221H239ZM28 221V220H27ZM117 221V220H116ZM131 221V220H130ZM168 221V220H167ZM182 221H183V219H182ZM187 222H188V220H186ZM193 221V220H192ZM200 221L201 220H199L198 222L200 223ZM209 221V220H208ZM212 221V220H211ZM18 222V221H17ZM95 222H97V221H95ZM102 222V221H101ZM109 222H111V221H109ZM114 222H115V220H114ZM165 222V221H164ZM164 222H163V224H164ZM255 222V221H254ZM124 223V222H123ZM135 223V222H134ZM176 223V222H175ZM178 223V222H177ZM176 223V225L174 226V230H173V235H185L184 234V232L187 234V232L185 231V229H183L184 227H186V225L184 224V227L182 228V223H180V221H179V223L177 224ZM196 223H197V221H196ZM203 223V222H202ZM213 223H214V221H213ZM23 224H24V222H23ZM79 224V223H78ZM95 224V223H94ZM93 224V225H94ZM126 224H127V222H126ZM141 224V223H140ZM142 224H144V223H142ZM157 224V223H156ZM171 224V223H170ZM169 224V225H170ZM189 224H191V223H189ZM188 224V225H189ZM207 225H208V223H206ZM205 224V225H206ZM253 224V223H252ZM27 225V224H26ZM121 225V224H120ZM129 225H132V224H129ZM161 225V224H160ZM195 225V224H194ZM217 225V224H216ZM238 225V224H237ZM249 225H250V223H249ZM102 226V225H101ZM108 226H110V225H108ZM140 226V225H139ZM167 226V225H166ZM200 226V225H199ZM204 226V225H203ZM236 226V225H235ZM130 227V226H129ZM165 227V226H164ZM192 227V226H191ZM190 227V229L192 230V228ZM216 227H218V226H216ZM215 227V228H216ZM234 227V226H233ZM237 227V226H236ZM236 227H235V229H236ZM252 227V226H251ZM254 227H255V225H254ZM76 228V227H75ZM112 227H110V229H111ZM171 228V227H170ZM170 228H169V230H170ZM197 227H195L194 228V232H195V229H196ZM207 228V227H206ZM219 228V227H218ZM217 228V229H218ZM222 228V227H221ZM74 229V228H73ZM132 229H134V228H132ZM138 229H139V227H138ZM160 229V228H159ZM202 229V228H201ZM216 229V230H217ZM220 229V228H219ZM96 230V229H95ZM100 230V229H99ZM105 230V229H104ZM209 230V229H208ZM212 230V229H211ZM210 230V231H211ZM233 230V229H232ZM237 230V229H236ZM243 230V229H242ZM30 231V230H29ZM68 231V230H67ZM103 231V230H102ZM101 231V232H102ZM105 231H107L108 232V230H105ZM110 231V230H109ZM179 231V232H178ZM198 231V230H197ZM200 231H204V230H200ZM241 231V230H240ZM259 231V230H258ZM130 232V231H129ZM135 232V230L133 231V233ZM158 232V231H157ZM157 232H156V234H157ZM191 232V231H190ZM216 232H218V230L216 231ZM219 232L221 233V231L219 230ZM163 232H161V234H162ZM211 233V232H210ZM223 233V232H222ZM234 233V232H233ZM235 233H236V231H235ZM254 233V232H253ZM99 234H100V231H99ZM147 233L146 232H144V231H142L141 232V234L139 235L140 236V238H141V240H140V243L139 244H132V243H129V242H127V240H125L128 236H133V235H135V234H129V233H127L126 232V229H125V227H123V226H119V225H117V224H114L113 225V229H112V231H111V234H110V238H109V241L108 242H102V245L101 246H99V247H93L92 249H89V250H91V252H92V255L94 256L93 257V260H92V264H115L116 262H115V258H113V253L115 252V250H116V248L117 247H120L121 245H122V243H126V248L127 249H132V251L134 250V249H136V250H139V251H141L140 253H142L141 254V259H139L137 262H135V263H128V262H125V264H151L150 262H148L147 261V259H148V257H147V253H148V255H149V252H155L156 254H157V252H160V248H161V246H159V244L158 243H156V244H154V243H151L152 242V239H149V238H146V235ZM170 234H171V232H170ZM189 234V233H188ZM205 234V233H204ZM137 235V234H136ZM153 235V234H152ZM190 235V234H189ZM188 235V236H189ZM192 236H193V234H191ZM190 235V236H191ZM100 236H101V234H100ZM187 236V235H186ZM203 236V235H202ZM222 236H223V234H222ZM253 236V235H252ZM251 236V237H252ZM167 237H170V235H168ZM175 237V236H174ZM195 237V236H194ZM199 237H200V235H199ZM204 237V236H203ZM89 238V237H88ZM92 238V237H91ZM103 238H104V235H103ZM180 238H182V239H184L182 236H180ZM105 239V238H104ZM147 239V241H146V243H143V240H146ZM169 239H171V238H169ZM188 239V238H187ZM191 239V238H190ZM108 240V239H107ZM154 240V239H153ZM173 240V239H172ZM171 240V241H172ZM250 240V239H249ZM124 241V242H123ZM126 241V242H125ZM130 241V240H129ZM170 241V248H171V244L172 243H174L175 244V242H171ZM177 242H178V239L176 240ZM180 241V240H179ZM185 241V240H184ZM13 242V241H12ZM84 242H85V240H84ZM97 242H98V240H97ZM100 242V241H99ZM160 242V241H159ZM166 242H168V241H166ZM182 242V241H181ZM95 243V242H94ZM185 243H187V241L185 242ZM191 243H192V240H191ZM183 244H184V242H183ZM188 244H190V243H188ZM194 244V243H193ZM168 245H169V243L167 244V247H168ZM181 245H182V243H181ZM185 245V244H184ZM173 246H175V245H173ZM180 246V245H179ZM187 246V245H186ZM191 246V245H190ZM195 246V245H194ZM198 246V245H197ZM249 246V245H248ZM168 247V248H169ZM176 247H178V246H176ZM182 247V246H181ZM187 247H189V246H187ZM14 248V247H13ZM164 248V247H163ZM168 248H165V249H168ZM169 248V249H170ZM191 248H192V246H191ZM87 249H88V247H87ZM156 249H158V250H156ZM177 249V248H176ZM72 251L73 252V254H72V256H68V255H66V256H68V257H65V256H62V255H59L62 251ZM119 250V249H118ZM153 250H156V251H153ZM173 250H175V249H173ZM185 250V249H184ZM188 250V249H187ZM197 250H199L198 248H196V251ZM88 251V250H87ZM121 251V250H120ZM131 251V250H130ZM168 251V250H167ZM176 251V250H175ZM188 251H190V250H188ZM200 251V250H199ZM244 251V250H243ZM242 251V252H243ZM89 252V251H88ZM94 252V253H93ZM170 252H171V249H170ZM172 252H174V251H172ZM181 251H179L178 253H180ZM202 252V251H201ZM211 252V251H210ZM54 253V254H53ZM100 253V255L98 256V254ZM119 253V252H118ZM117 253V254H118ZM144 253H146V254H144ZM161 253V252H160ZM185 252H182L181 254H182V256H183V254H184ZM187 253V252H186ZM189 253V252H188ZM191 253V252H190ZM67 254H68V252H67ZM102 254H104L105 256V258L104 259H101V255ZM156 254L153 256V257H155L156 256ZM165 254H167V253H165ZM239 254V253H238ZM242 254V253H241ZM89 255V254H88ZM134 255V254H133ZM151 255V254H150ZM180 254H178V256H179ZM87 256V255H86ZM127 256H128V253H127ZM136 256V255H135ZM171 256V255H170ZM174 256H176V255H174ZM190 256V255H189ZM103 257V256H102ZM115 257V256H114ZM159 257V256H158ZM161 257V256H160ZM159 257V258H160ZM172 257V256H171ZM171 257H170V259H171ZM87 258V257H86ZM156 258V257H155ZM168 258V257H167ZM166 258V259H167ZM180 258V257H179ZM263 258V257H262ZM163 259V258H162ZM170 259H168V260H170ZM182 259H184V258H182ZM87 260H88V263H89V259L87 258ZM91 260V259H90ZM121 259H119V261H120ZM122 260H124V259H122ZM236 260V259H235ZM234 260V261H235ZM41 261V262H42ZM116 261H118V259L116 260ZM158 262V261H157ZM166 262V261H165ZM167 263H169L170 264V261H167ZM37 264V263H36ZM87 264V263H86ZM124 264V263H123ZM154 264V263H153ZM158 264H160V263H158Z\"/></svg>", "mask_w": 264, "mask_h": 264}]
</instances>
